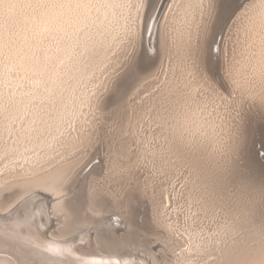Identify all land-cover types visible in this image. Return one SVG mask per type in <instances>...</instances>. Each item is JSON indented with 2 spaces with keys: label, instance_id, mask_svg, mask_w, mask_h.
Segmentation results:
<instances>
[{
  "label": "bare ground",
  "instance_id": "bare-ground-1",
  "mask_svg": "<svg viewBox=\"0 0 264 264\" xmlns=\"http://www.w3.org/2000/svg\"><path fill=\"white\" fill-rule=\"evenodd\" d=\"M202 1L203 2L207 1L208 7H205V8H207L206 9L207 12H203V13H205V17L204 16L201 17L202 20H201V22L199 21L200 22V24H199V22L197 20H200L201 19L200 16L203 14V13H201V7L203 5ZM242 1L243 0H241V2ZM161 2H162V0H0V134H1L0 135V154H2V156H3V153L5 154V152L11 151L12 153L10 155H12L13 159L19 158V157H22L25 159V156L30 152H35L36 156H37L38 154H40V152L37 153V150L41 147L44 148L45 146H46V148H44V149H46V150H44V151H46V153L49 152L50 147L47 148L48 143H50V142L52 143V141L54 142L55 140L59 141L57 138H53V137L55 136V134H57L59 132L60 129H62L61 127L64 126V123H68V122L70 123L73 120V118L74 117L76 118V116L79 114V112H81L82 108L86 107V106L81 107V105L82 104L84 105V103H85V93H86L84 91L85 89L83 90L81 88V84L86 82L88 79H90L89 78L90 74L92 73V71L94 69L100 67V65L105 60L106 61H107V59L109 60V57L106 59L108 53L110 52V50L115 48V46L117 45V42L120 41V40L117 41V39H118L117 34H119V32H121L123 34V36L126 37L125 36L126 32L128 31V29L132 30V27L134 25V24L130 23V21H132L133 18H135L134 20L139 19L140 21H139V23L137 22L136 26H135V28L137 27L138 29L136 30L134 28L137 31V33L136 34L133 33L134 35L131 38V43H130V47H132L131 48L132 51L130 50L131 55H129L130 53L127 54L128 51L125 50V48H123L124 51H127V53L125 52V54H123L125 56V58L128 57L125 60V58L123 59L124 56L122 57L120 54V52L123 53L124 51L123 52L121 50H120V52L118 51L119 52L118 56L120 55V58L122 57V59L125 61H123V64H122V62H120L122 64L121 65L122 69H120V70H122V71L118 76H116L117 77L116 81L112 80L111 76L110 77L108 76L109 77L108 79L111 78V80H112L111 82L113 83L112 88L109 86L110 91L112 89L114 90V92L112 93L113 95L111 97L112 101L110 102V98L106 97V96H109L110 91L107 93L108 95H106V96L104 94L106 92L102 91L103 92L102 96L104 94V99L99 100L100 103H98V104H100V108H98L99 105L97 106L98 111L100 109L102 111V113H103L104 108H106V107L108 108L110 104L113 107L116 106L114 109V112L113 111L111 112L110 110H108L109 114L107 112H104L108 115H105L103 113L105 116L109 117V118L107 117V120L108 119H109L108 121L111 120L112 125L114 124V123H112V120L117 122V119L119 118V116L122 118L123 116H121V115L127 113V111L124 110L123 104L126 103L125 99L128 98L129 94H130L129 96L131 97V94L134 93L133 95H136V97H138V99H137L134 96V99L139 100L140 94L144 93L145 91H147L146 93L150 92L149 90H151V89H149V87L152 88L153 84H155L152 82L158 80V82L160 83V80L158 78L157 79L155 78V76H156L155 74H157V73L161 74V72L160 71L158 72V70H159V68L161 70L160 66H161L162 62L165 61L164 58L166 56L168 58H170V53L172 51L171 50L172 48H170L171 43L174 44L173 48L175 50H179V51L180 50H186V51L189 50L191 53V56H192V61L195 60L194 62H196L194 65L198 64V66L201 67L200 69L202 70V71H199V73H198L199 69L197 66V70L195 69L196 70L195 73L197 72L198 75L200 76L201 74H203L201 72H205V73L209 72V73H206L205 75H203L204 77L205 76L207 77L206 79H209L207 74L209 75L210 72H213L215 69L217 70V68H219L216 66L217 63L212 62L213 61V59L211 58V56L213 54L212 44L215 43V41L217 39L216 34L221 30V28L225 27V26H223L224 22L227 20L229 15H232L231 12L235 8V6L238 4V2H240V0H179V2H180L179 3L180 13H177V17L175 14V17H176L175 21H176L177 28L174 29V33L170 37L168 35H166V33H165V35L163 34V32L165 30L161 32L160 29H157L155 19H153L154 14H156L155 12L158 10ZM173 3H175V2H173ZM173 3L169 4V7H168L169 11L171 9L170 5H173ZM249 3L250 4H247L248 5L247 7L243 8V10L245 12H240V14H242V16H243V20L240 22V31H238L239 40L237 41L238 42L237 44H239V45L237 47V46H234L233 44H231L232 46H234V48L235 47L238 48L239 54L237 52L238 55L236 56V60H235V62L233 61L234 67H232L231 68L232 70L230 72L229 71L228 72L231 74V75L229 74L230 77L232 76V78L233 77L237 78V80H235L234 82L232 81L234 84H236L239 87V88H237V93L238 92L240 93V91L238 90V89H240V90H242V91L244 90L246 92L249 91V94H250V91L252 92V90H250L249 88L252 86V83H256L257 85L256 84L255 85H256V87H258L255 89L254 84H253L254 91L259 90V88H262L260 90H264V0H252ZM203 6H205V5H203ZM241 6L242 5H240L239 7L242 8ZM203 10H205V9H203ZM175 11H177V10H175ZM161 12H162V10H161ZM169 13H171V12H169ZM200 13H201V15H200ZM165 14H164V16H165ZM170 15L172 18V14H170ZM159 16H161V15H159ZM239 16H241V15H239ZM157 17H158V15H157ZM230 17H229V19H230ZM163 18L164 17H162V20H163ZM238 19H241V17ZM166 20H168V19L166 18ZM232 20H234V19H232ZM236 20H237V18H236ZM156 21H157V19H156ZM161 21H159V23H161ZM166 22L168 23V21H166ZM235 22L236 21H234V23ZM227 23H228V21H227ZM165 25L167 26V24H165ZM187 25H189V26H187ZM231 25H232V23H231ZM160 26H162V25L159 24L158 28H160ZM228 26H230V25H228ZM169 27H171V26L169 25ZM226 28H227V30L228 29L230 31L232 30L231 27H230L231 29L229 27H226ZM238 29H239V26H238ZM131 30H130V32H131ZM168 31H169V29H168ZM221 32H222V30H221ZM238 34H237V39H238ZM123 36L121 35V37L119 39H122ZM226 36L231 37L232 35H226ZM227 37H226V39L223 38V40L225 39L226 41H228L229 39ZM126 39H127V37H126ZM128 39H129V35H128ZM122 42L124 43V41H122ZM218 42H222V41H218ZM234 42H236V41H233V43ZM120 44H122V43H120ZM125 44H126V42H125ZM220 44H222V43H220ZM226 45H225V48L228 47L229 43ZM125 46L127 47V45H125ZM222 46H224V45H222ZM218 47H219V45H218ZM121 48H119V49H121ZM223 48H220V49L224 50ZM116 49H118V48H116ZM228 50H229V47H228ZM235 52L233 50V53L236 55ZM117 53L114 54V52H113L112 55H117ZM188 53L189 52H187L186 54L188 55ZM215 53H217V52H215ZM225 53H226V51H225ZM230 54L231 53H229V56H230ZM176 55L178 56V54H176ZM181 55H179V56H181ZM233 55H231V56H233ZM218 56H219V54H218ZM229 56L227 55L226 57H229ZM112 57L115 58V56H112ZM112 57L110 58V60L112 59ZM234 57L235 56H233V58ZM120 58L117 59L118 62H119ZM171 58H173V57H171ZM171 58L168 60L173 61V59H171ZM176 58L174 61H177ZM186 58H188V57H186ZM186 58L184 60V63L186 61ZM226 59H228V58H226ZM168 60L166 59V63ZM188 60H189V58H188ZM215 60L216 59H214V61ZM178 61L176 63L175 62H171V63L172 64L175 63V66H177ZM180 61H182L181 57H180ZM187 61H186V63H189V61L188 62ZM221 61H222V59L220 60V62ZM110 62H108V63L110 64ZM114 62H115V60H114ZM225 62H226V60H225ZM181 63H183V61ZM181 63H179V64H181ZM190 63L193 64V62H190ZM190 63H189V66H190ZM118 64L119 63H117V65ZM170 64H169V67L171 66ZM106 65L107 64H105V68L107 67ZM184 65H188V64H184ZM228 65H232V64L229 63ZM111 66H113V64ZM121 66H118V68L119 67L121 68ZM189 66H186L185 68H187V67L189 68ZM220 66L223 67V64ZM110 67H108V68H110ZM181 67H183V65ZM194 67L195 66L192 67L193 70H194ZM105 68L103 67V69H105ZM114 68H113V70H114ZM162 68H163V66H162ZM170 68L172 69V67H170ZM174 68L177 69V67H174ZM178 68H180V66H178ZM225 69H223V70H225ZM162 70H164V69H162ZM165 70H168V69H165ZM228 70H230V68H228ZM94 71H96V70H94ZM104 71H106V69ZM124 71L126 72V74ZM188 71H190V70L188 69ZM112 72H111V74H112ZM169 72H174L173 73L174 75H175V73H177V72L172 71V70ZM94 73L96 74V72H94ZM98 73H100V72H98ZM164 73H165V71H164ZM195 73L193 72V75ZM160 74H158V75H160ZM166 74H168V73H166ZM173 74H172V76H173ZM189 74H191V73H188L187 76ZM212 74L213 73H211V75ZM221 74L223 75V78H225L224 74L223 73H221ZM108 75H110V74L108 73ZM162 75H163V73H162ZM162 75H161V77H162ZM168 75L165 76L167 78V80H168ZM225 75H227L226 77H228V74L225 73ZM112 76L114 77L115 75H112ZM151 76H154V77H151ZM101 77H102V75H101ZM171 77L169 76V79ZM173 77H175V76H173ZM178 77H179V75L176 78H178ZM196 77L194 76L193 78H196ZM201 77H199V78L197 77L198 82L200 79V80H203L201 82L204 84L205 80L203 77L202 78ZM217 77H218V75H217ZM103 78H105V77L103 76ZM152 78H155V79H153V81H152L151 80ZM166 78H165V80H163L164 78L162 80L166 81ZM187 78H189V76ZM193 78H192V80H193ZM172 79L174 80L175 78H172ZM212 79H214L213 76H212ZM175 80H177V79H175ZM178 80L180 81L181 79H178ZM226 80H225V83H226ZM251 80L252 81L254 80V81L251 83ZM171 81L172 80L170 79V83L172 84ZM177 81L175 82V84L177 83ZM186 81L183 80L182 83L187 84V83H185ZM106 82L108 84V82H110V81L107 80ZM188 82L190 83V81H188ZM193 82L195 83L194 80H193ZM211 82H213V80ZM24 83H26L25 86H24ZM102 83L105 84L104 82H102ZM162 83H164V82H162ZM150 84L152 85V87L150 86ZM164 84H168V82L164 83ZM171 84H169L168 86H170ZM175 84H173V85H175ZM205 84L209 85V83H206V81H205ZM213 84H214V82H213ZM231 84L232 83H230V86L234 85V84L233 85H231ZM87 85H88V83H87ZM87 85L85 88H87ZM176 85L172 89L174 91V94H164L163 93L166 96L162 101H164L165 99L168 98L169 102H170V103L168 102V105L169 104L170 105H169L168 109L166 108L167 111H165L166 109H164L165 113H163V114H165V116H162L163 114H161L160 122L158 119L160 115H158V118H157V115L153 116V114H151V117L153 116V117L157 118L155 120L158 122H155L154 123L155 125H158V127H159V124H157V123L162 122V124L164 126H166V128L168 130L167 131L168 133L165 131V133H167L165 136L169 137V140L166 142V144H167V148H170L171 150L167 149L165 147L164 148L166 149V151L170 150V151H172V153L174 151L176 153V144L173 145L172 142L173 143L178 142V145H179V146L177 145L178 147H180V144H184V145L188 144L189 146H192V149H195V150L197 149L199 151H201V148H202V150H203V148H206V147L211 148V145L213 146V145H215V143H217V139H218L217 138L218 137L217 130L219 131L218 128L221 129L222 126H217L215 124L216 121L213 119V116H211L210 113L208 112L209 111V110H207L208 108L204 110L205 106L202 105L203 103L200 100H197L196 98H194V94H195V96H197V94H199V92L196 93L198 91L197 89H196V92L193 91V87H194L193 83H191V85L193 87L190 84H187L186 86L184 85L186 88L188 85L192 87L191 91H190V88H188L190 92H186L187 90L184 91L185 87L181 88L180 87L181 85L178 86L179 89L178 88L175 89V87H177ZM208 85H205V88H206V86L208 87ZM209 86L212 87L214 90L215 86L214 87H213V85H209ZM226 86L228 87L229 85H227V83H226ZM83 87H84V85H83ZM98 87H100L99 83H98ZM157 87H158V85H157ZM159 87H161L162 89L164 88L161 85ZM200 87H204V86H202L200 84ZM227 87L225 88V90L227 89ZM94 88H96V87H94ZM102 88H103V85H102ZM253 88L251 87V89H253ZM96 89H99V88H96ZM194 89H195V87H194ZM207 89H209V88H207ZM215 89H217V88H215ZM99 90H96V91H99ZM158 90H159V88L157 89V92L160 91V90L159 91ZM165 90H167V91L169 90L168 91L169 93L172 92V90L170 92L169 87H168V89L165 87L164 91L162 90L161 92H165ZM210 90H209V92H210ZM217 90L220 91L219 89H217ZM228 90L229 89H227V91ZM231 90H233V89L231 88ZM231 90L229 92H231ZM153 91H155V90H152L151 93H153ZM205 92H207V90H205ZM209 92H208V94H209V96H211ZM213 93H214V91H213ZM220 93H218V94H220ZM232 93L235 94L234 92H232ZM237 93H236V96H237ZM239 93H238V97H235V100H237V98L241 99L242 94L241 93L239 94ZM157 94L158 93H156L155 95H157ZM163 94H162V97H164ZM202 94H204V92ZM205 94H207V93H205ZM227 94H231V93H227ZM262 94H264L263 91H262ZM93 95H92V97H93ZM147 95H146V98H148ZM150 95H152V94H150ZM155 95H153L154 99L156 97ZM240 95H241V97H239ZM243 95H245V94H243ZM100 96H101V94L98 95V97H97V93H96L97 98H99ZM212 96H214V95H212ZM247 96L249 97L248 92H247ZM247 96L245 95L246 99H247ZM260 96L258 98H260ZM140 97H142V95ZM151 97L149 98L150 101H151ZM153 97H152V99H153ZM160 97H161V95H160ZM227 97L231 98L229 95ZM252 97H253V94H252ZM261 97H263L261 99H264V96H261ZM157 98H158V96H157ZM198 98H200V95L198 96ZM202 98L203 97H201V99ZM206 98L208 99V97H206ZM215 98L218 99V97H214L213 99H215ZM100 99H101V97H100ZM134 99L130 98L129 100H134ZM144 99H145L144 96H143V99L140 98V100L142 102ZM158 99H160L159 102H161V98H158ZM210 99L212 100V97ZM217 99H215V100L217 101ZM220 99H218V100L220 101ZM223 99L225 100L226 97ZM255 99L253 100L254 102L258 101V99L257 100H255ZM261 99H259L258 103L255 102L256 103L255 106H257V107H259L261 105L264 106L263 104L259 103V102H261ZM95 100H97V99H95ZM244 100L245 99H243V97H242L243 102H244ZM92 101H93V99H92ZM126 101H128V99ZM155 101H157V99H155ZM213 101H210L211 105L213 104L212 103ZM223 101H221V103H219V102L218 103L222 104V106H223V104H224ZM229 101H231V100H229ZM248 101H245V103H248L247 105H249ZM97 102L98 101H96V104L94 103L95 106L97 105ZM129 102H131V101H129ZM134 102H136V101H134ZM139 102L140 101L136 102L135 104H136V106L138 104L139 108H140L142 106H140ZM145 102L147 103V100ZM145 102H144V104H145ZM165 102H166L165 104H167V100ZM232 102H234V101H232ZM238 102H241V101H238ZM151 103L149 104V101H148L147 104L151 105ZM154 103H156V102H154ZM154 103H152V104H154ZM158 103H156V104H158ZM161 103L163 104V102H161ZM218 103H217V105H218ZM89 104H91V102ZM113 104H115V105H113ZM128 104L126 103V106H128ZM230 104L232 105V103H230ZM237 104L238 103L236 102V105ZM251 104H253V107H254V103H251ZM257 104L258 105L260 104V105L258 106ZM87 105H88V103H87ZM94 105H93V107L95 109L96 107ZM129 105L132 107L131 104H129ZM242 105H243V103H242ZM151 106H153V105H151ZM162 106H164V104L161 106H158V108H161ZM214 106L213 105L211 106L212 109ZM240 106L241 105H239L238 107H240ZM131 107H129L128 109H130ZM145 107L147 108V106H145ZM165 107H167V106H165ZM165 107H163V108H165ZM228 107H226V108L227 109H233L230 107V105ZM244 107H245V105H244ZM87 108H89V107H87ZM158 108H156V109L160 113ZM163 108H161V109H163ZM108 109H110V108H108ZM125 109H126V107H125ZM135 109L136 108L134 107V112H135ZM137 109H138V106H137ZM149 109H150V107H149ZM227 109H226V112L228 111ZM237 109H235V110H237ZM239 109H241V107ZM250 109H252V105H251V108H249V110ZM254 109L255 108H253L252 111H254ZM123 110H124V112H123ZM241 110H239L238 112H240ZM244 110H246V109L244 108L242 111H244ZM247 110H246L247 114H248V112H250L248 115L253 114V113H251V110L248 112H247ZM118 111H119V113H118ZM140 111H142V110H139V112ZM147 111H148V109H147ZM151 111L149 110V112H151ZM164 111H162V112H164ZM256 111H258V109H256ZM122 112H123V114H121ZM238 112L236 113V111H235L236 114H238ZM94 113L96 114V112H94ZM102 113H100V114H102ZM140 113H142V112H140ZM145 113H142L143 115L140 114V115H142L141 117H143ZM227 113L225 114V116L227 115ZM230 113H233V112H230ZM230 113H229V115H231ZM261 113H262V111H260V114ZM100 114L98 112V115H100ZM128 114H130V113H128ZM131 114H133V110L131 111ZM211 114L213 115L212 112H211ZM215 114H217V113H215ZM88 115H90V114H88ZM92 115H94V114H91V116ZM104 115H102V116H104ZM148 115H150V113H148ZM154 115H155V110H154ZM241 115H240V118H242ZM100 116H98V117H100ZM129 116H128L129 119L127 118L128 119L127 121H129L131 119L136 121L135 120L136 117L134 118L133 115H131V117H133V118H131ZM136 116H138V115H136ZM250 116H252V115H250ZM124 117H127V116H124ZM145 117H148V116H145ZM222 117H224V115H222ZM244 117H246V119ZM253 117H254V114H253ZM261 117H263V116L261 115ZM83 118H87V117L83 116ZM92 118H93V116H92ZM149 118H150V116H149ZM152 118H150V119H152ZM236 118L238 120L239 114ZM258 118H260V115L258 116ZM80 119H81V117H80ZM93 119L91 121H93ZM141 119L137 118L138 124H140L139 122L144 123L143 121H141ZM216 119H218V118H216ZM228 119H229V117H228ZM243 119H245V121H243ZM243 119H242V121L246 123L247 116L246 115L243 116ZM85 120H87V119H85ZM152 120H154V118ZM152 120H151V122H152ZM255 120H256V118H255ZM82 121H84V120H82ZM94 121H95V119H94ZM94 121H93V123H94ZM106 121H105V123H106ZM124 121H126V120H124V118H123V122L122 121L121 122L125 123ZM127 121L125 124H119L118 123L116 125V127H110L109 126V128H104V127L110 125V122H107L106 126H103V127H102V125H105V123L101 124V126H100L98 124V122H100L98 119L96 122L99 126L98 125L94 126L91 124L92 122H90V124L96 128L95 129H94V127L89 128L87 126V130L88 129L89 130L86 131V133L84 135L81 134L82 135V141L79 139L80 140V142L78 143L79 150H76L75 153L74 152H73V154L71 153L72 155L68 154L69 157L63 156L64 158H62L60 160H51L50 162H46V163H50V165H51V163H53V165L50 166V168H48V169H46L44 167L42 168V166H43V163H42V166H40V168H38L37 166H36V168H34V169H37L36 171L33 169L35 172H33V174L31 176L21 177V178L18 177L16 179L8 181L7 183H4V185L2 184L3 186L0 188V264H153L152 262H155L154 264H174V263H171L174 256L173 257L171 256V258H167L166 252H170L176 246H179L180 241L176 237H175V239H173L171 237L172 235H169V233L166 232L167 230L163 231V229L161 230V228H159L160 226L158 225V222H157L158 217L156 215H157L158 211L160 212V210H158V205H161V204H159V203L164 202V197H163V192H162L163 190L159 189V188H161L159 186H155V185H154V187L151 186L153 188V191L158 190V191H156L157 193H155L157 196L152 195L154 192L153 193L151 192L152 193L151 195L154 197L150 196V199L148 200L147 196H145V195L148 194V191H150V187L148 190V189H146L147 188V186H146L145 191H144L145 194H144V192L142 191V188H141L142 184H140V182H139L140 178L138 179L139 176L141 177V174H139L140 168L137 167L138 170L134 169L135 165L130 164L133 160L136 159L137 155L141 157V154H139L137 149L140 148L139 150H141L142 147H139V143H138V146H135V141H137V140L139 141V139L137 137H140L141 129L139 131L138 130L139 127H138V125H136L137 122H136V124L134 122V124L133 125L131 124V125L135 126V127L137 126V130L139 132L137 131V133L135 132V134L139 133L138 134L139 136L136 137L134 135V133H133V135H131L130 132L127 133V130L129 129V126H130V124L128 122L129 126H126V128L127 127L128 128H127L126 132H124L123 129L125 127L122 128L121 126L127 125ZM223 121H224V123L225 122L227 123V120H223ZM230 121H232L231 118H230ZM235 121L236 120H234L232 122H234V125H237V123ZM79 122H80V120H78V123ZM88 122H89V120H88ZM103 122H104V120H103ZM228 122H229V120H228ZM88 124H86V125H88ZM76 125H77V122H76ZM144 125H145V123H144ZM148 125H150V124H148ZM148 125H146V126H148ZM225 125L227 126V124H224V126H223L224 130H225ZM228 125H229L228 129H230L229 127L231 125L229 123H228ZM234 125H233V127H234ZM242 125H244V124H242ZM139 126H140V128L142 127L141 125H139ZM153 126H152V128H153ZM237 126H239V130H240L241 126L240 125H237ZM76 127H73V128L75 129ZM83 127H84V125H83ZM78 128H79V124H78ZM78 128H77V130H78ZM130 128H133V127H130ZM146 128L145 129L147 131L148 130L150 131V129H151V127H150V129H148V127H146ZM244 128H245V125H244ZM249 128L250 127H248V129ZM70 129H69V131H71ZM135 129H131V130H133V132H134V131H136ZM154 129L155 128H153L154 132H156V133L161 132L160 134L162 135V131L159 130L160 128H158V129L156 128L157 131H155ZM228 129H226V131ZM232 129H235V127ZM232 129H231V131H232ZM236 130H238V129L236 128ZM158 131H160V132H158ZM71 132H72L71 135H73V131H71ZM238 132L240 134H242L240 131H235V133L230 132V135L236 134ZM142 133L144 135V131H142ZM227 133L229 136V131ZM248 133H249V131H248ZM45 134H48V136L45 137ZM128 134H130V135H128ZM145 134L148 135L147 133H145ZM244 134H243L244 137H245V135H246V137H248L247 134H245V135ZM8 135L10 136L9 137L10 141L7 140L5 142L4 138H5V136H8ZM68 135L70 136V134H68ZM143 135H141V136H143ZM146 135H144V136L146 137ZM225 135H224V137L226 138ZM149 136L150 137H148V138L152 137L150 134H149ZM145 137L142 139L143 141H145L144 140ZM167 137H166V139H168ZM220 137H221V135H220ZM251 137H248V138H251ZM136 138H137V140H136ZM148 138L146 140H148ZM227 138L225 139L226 141H228ZM229 138H230L229 139L230 143H232V144L229 145L227 142L228 148H229V146L230 147L234 146L233 145L234 142H231V136ZM239 138H240V136H239ZM59 139H62V138H59ZM70 139L71 138H69L68 140H70ZM163 139H164L163 142H165V138H162L161 141ZM77 140H78V138H77ZM149 140H150L149 142H151L152 139H149ZM221 140H223V139H221ZM141 141H140V143H141ZM233 141H235V140H233ZM245 141L248 142V140H245ZM245 141H243V142H245ZM63 142H62V144H63ZM71 142H72V140H71ZM145 142H142V143H145ZM149 142H148V146H149ZM235 142H238V141H235ZM154 144H157V143H154ZM52 145H54V144H52ZM64 145H65V143H64ZM132 145L135 147H138V148L134 149L132 147ZM163 145L165 146V144H163ZM184 145H183V147H185ZM224 145H222V147ZM236 145H237V143H236ZM61 146L59 148H61ZM159 146H160V144H159ZM219 146L220 145H218V147ZM256 146H259V145L256 144ZM76 147H78V146H76ZM153 147H155V146H153ZM218 147H217V151H218ZM226 147L227 146L225 145V149H226ZM234 147H236V146H234ZM234 147H231L230 149L232 150V148H234ZM55 148H56V146H55ZM149 148L151 149L152 147L149 146ZM156 148H157V146H156ZM62 149H64V148H62ZM162 149H163V147H162ZM70 150L72 151V149H70ZM153 150L155 152V149H153ZM183 150L185 151L186 149H183ZM190 150L187 149V152L192 151V150L191 151ZM55 151H57V149ZM65 151H66V149H65ZM144 151H146V150H143L142 152H144ZM158 151L160 152L159 148H158ZM205 151H206V149H204V151H202V152H205ZM236 151H234V152H236ZM197 152H196V154H197ZM234 152H233L232 156L235 155ZM59 153H62V151ZM172 153L170 152L168 154H172ZM175 153H173L174 157H176L174 155ZM219 153H217V154L214 153V154L218 156ZM252 153H254V152H252ZM155 154H156V152H155ZM168 154H167V158H169ZM184 154H186V153L184 152ZM194 154H195V152H193V155H192V153H191V155L190 154H188V155L193 156L192 158H194ZM196 154H195V158L197 157L196 159H198V158L201 159L200 157H202V155L206 154V153L200 154L201 155L200 157H198L199 153L197 154V156H196ZM214 154L212 153L211 155H214ZM225 154H227L226 151L224 152V155ZM242 154H243V152H242ZM53 155L54 154H52V157H53ZM99 155L101 156L100 162L104 161V163H105V166L101 170V172L94 171V168L99 164L97 162L98 160L96 161L97 164H92L95 161L90 163L92 165V167H89V165L87 164L88 162L92 161L94 159V157H96L95 159H97V157H99ZM158 155H159V153H158ZM163 155H165V153L162 152V155H160V158L163 157ZM176 155H177V153H176ZM178 155H180V154H178ZM182 155L183 154H181V156ZM211 155H209V156H211ZM221 155H223V154H221ZM41 156H42V158H44V154ZM142 156H144V155H142ZM148 156H149V154H148ZM148 156H146L147 157L146 161L148 159ZM152 156L155 158V155H151V153H150V158H153ZM185 156L187 157V154ZM185 156H183L182 158H184ZM4 157H2V158H4ZM27 157H28V155H27ZM55 157H57V156H55ZM55 157H54V159H55ZM164 157H166V155ZM164 157L161 159V161L162 160L165 161L164 159L167 160V158H164ZM174 157H172V158H174ZM226 157L223 156V160H224V158L226 159ZM229 157H231V156H229ZM235 157L237 158L238 156L235 155ZM2 158H0V159H2ZM154 158H153V160H155ZM176 158H177V160H181L178 157H176ZM221 158H222V156H221ZM45 159H43V160H45ZM139 159H141V158H139ZM139 159L137 158V160H139ZM199 159L197 161L199 162V164L202 162L201 165H203V168H205L206 166L204 167V165H207L209 163V160H208L207 164H204L205 161H203V159H202V161ZM212 159H215L214 156ZM47 160H49V159H47ZM142 160L144 161L145 159L142 158ZM142 160H141V162H142ZM170 160H172V162L174 161L173 159H170ZM241 160H243V159H241ZM168 161L169 160H167V162ZM185 161H187V159H185ZM228 161L231 162L230 159H228ZM228 161H227V163H228ZM233 161H236V160L233 159ZM15 162L17 163V161H15ZM38 162H39V160L37 161V163ZM139 162H140V160H139ZM157 162H158V160H157ZM189 162L190 161L185 162V164H188ZM210 162H212L211 159H210ZM215 162L216 161H214V163ZM217 162H218V160H217ZM46 163L44 162L45 165H46ZM144 163H145V161H144ZM178 163H180V161H178L177 164L176 163L174 164V162H173V164L171 163L172 165H174V169H175V165L176 166L179 165ZM18 164H20V163L18 162ZM86 164L88 165L89 168H91L88 171L86 170L87 172L84 170L85 167L87 166ZM166 164H163V165L167 166ZM171 164H169V165H171ZM197 164L198 163H195L194 165L196 166ZM209 164H211V163H209ZM218 164H219V162L216 165L213 164L215 166L213 168V169H215V171L213 169L212 170L210 169L212 174L214 171L213 176H211V172H209L210 171L209 168L207 169V170H209L208 171L209 174L205 175L206 174L205 173L204 177H202L203 175L200 176V171L199 172L197 171L199 173L198 174L199 176L197 174H194L196 172L195 170H197V168L199 170H201L202 167L199 165L201 167V169L199 166L197 168L195 167V169H194V167H192L193 163L190 164V165H192L190 167L193 169H189V171L185 169L189 173L191 172V170H194V173L191 172L192 174H190L191 176H189V179L190 178L191 179H190V182L187 183L188 185L186 186V184H184L186 186V187H184L186 192H182V193L184 194L185 197L183 196V194L182 195L180 194L181 197L183 196V198H185L184 200L182 199V201L186 200L185 206L182 207L183 210H184V207L188 208L190 206L191 209H188V211H190V210L195 211L197 209H199L201 211L202 207L208 206L209 203H211V204L213 203L212 205L209 204V207L210 206L213 207V205L215 204L214 207L216 206L218 208L221 206L220 210H222L224 208V205H225L224 202H223L224 205L222 204L223 205V208H222L220 201H219L218 206H217V204H216L217 201L213 202V200H212V199L217 200L218 198L221 197L218 193L223 192V191L222 190L219 191V188H221V185L223 186L224 183L226 181H228L227 177H226L227 176L226 171L221 172V169L219 170L220 165L218 166ZM223 164H224V161H223ZM223 164H221V165H223ZM236 164H238V163H236ZM25 165H26V163H25ZM30 165H32V164H30ZM183 165L181 164L182 167L186 166V165L185 166H183ZM225 165L227 166L226 161H225ZM27 166H28V164H27ZM148 167H147V169H148ZM151 167H150V169L153 170ZM153 167L155 169L157 166L155 167L153 164ZM182 167H180V169ZM190 167H188V168H190ZM223 167H221V168H223ZM235 167H236V165H235ZM21 168H22V166H21ZM166 168L167 167H165V169ZM170 168H173V166ZM241 168L243 169L244 167L241 166ZM15 169H16V167H15ZM25 169H26V167H25ZM27 169H29V168L27 167ZM82 169L84 170L83 172H86L84 175L83 174L81 175ZM147 169L145 171L146 173H148ZM165 169H163V170H165ZM169 170L173 171L171 169H169ZM141 171H144V169L143 170L140 169V173H141ZM170 171H168V173ZM157 172H158V170L156 171V173ZM161 172H159V174ZM181 172H182V170H181ZM229 172H231V171H229ZM246 172H247V170H246ZM22 173H23V171H22ZM143 173L144 172H142V174ZM162 173L163 174L165 173V175L167 174V172H165V171ZM171 173H173V175H174V172H171ZM175 173H176V171H175ZM243 173H244V171H243ZM19 174H20V172H19ZM25 174L28 175V173H26V172H25ZM182 174H186V172L182 173ZM201 174H202V171H201ZM241 174H242V172H241ZM241 174L238 176H241ZM146 175H148V174H146ZM146 175L143 174V176H145V178H146ZM160 175H162V174H160ZM187 175H188V173H187ZM228 175H229V173H228ZM242 175H244V174H242ZM1 176L2 175H0V177ZM152 176H153V174H152ZM178 176H180V175H178ZM178 176H175V177H178ZM150 177H151V175H150ZM163 177H165L164 178V180H165L166 176H163ZM181 177H182V175H181ZM250 177L251 176H249V178ZM153 178H155V177H153ZM170 178H173L172 175ZM241 178H242V176H241ZM244 178H245V176H244ZM143 179H144V177H143ZM143 179L141 180L142 182L144 181ZM161 179H162V177H161ZM178 179L181 180V178H179V177H178ZM186 179H188V178L186 177ZM189 179H188V181H189ZM238 179H240V178H238ZM147 180L149 181V179H147ZM168 180H169V175H168ZM179 180H178V182H179ZM158 181H159V179H158ZM162 181L163 180H161L159 182L160 184L162 183L161 185L166 184L165 181H164V184ZM183 181H185V180H183ZM183 181H182V183H184ZM150 182H151V180H150ZM150 182H147V183H150ZM155 182H157V181H155ZM176 182H177V179H176ZM152 183H153V179H152ZM172 183L173 182H171V184ZM143 184H145V182ZM167 184H168V182H167ZM226 185L228 186L227 183H226ZM224 187H222V188H224ZM176 188H175V190H176ZM212 188H214L215 191H217V189H218L217 194L220 197H218L215 194L216 197L213 198L214 194L213 195L211 194ZM165 189L167 190L168 187ZM180 189H182V191H184L183 188L180 187ZM160 190H162V191L160 192ZM169 190L168 191L171 192V189H169ZM175 190L173 189L174 193H176ZM226 190H229V189H226ZM196 191H197V193H198V191H200V192H202L201 194H203V193L207 194V196L210 197L208 199V197L205 195L207 197L205 199H208L207 200L208 203H206V201H205L204 202L205 205H204V203H200L198 200L196 202H199L200 204H198V203L194 204V201L196 199H198L197 195L195 194ZM174 193H172V194L174 195ZM50 194L55 196V197L57 196L56 200L54 199V201L51 202L48 199ZM176 194L178 195V193H176ZM223 194H226V193L224 192ZM149 195H150V193H149ZM211 195L213 196L212 199H211ZM231 195H232V197L234 196L233 194H231ZM231 195H229L228 201L230 200ZM53 196H52V198H53ZM223 196L225 197V195H223ZM223 196H222V199H218V200L222 201L224 199ZM168 197H170V196H168ZM226 197H227V195H226ZM232 197L230 200L231 203L233 202ZM144 198L147 199V201H148V206H150L149 207L150 211H152L153 213L155 212L156 215L153 216V218L145 217V222H144L143 226H139L138 225L139 222H137V219L139 217L137 215V210L135 209L134 205L138 200L140 201L141 199H144ZM200 198H203V197H200ZM108 200H110V201H108ZM165 200H168V199H166V197H165ZM176 200H179V199L177 198ZM176 200H175V203H178V202H176ZM179 201H181V199ZM226 201L227 200L225 199V202ZM228 201L226 202V204H230V202L228 203ZM202 202H203V199H202ZM236 202L237 201L235 199L234 205H236ZM238 203H239V200H238ZM182 204H183V202H182ZM238 205L239 204H237V206ZM144 206H145V204H144ZM231 206H233V205L231 204ZM170 207H171V203H170ZM176 207L177 206H175V209H176ZM226 207H230V206L226 205ZM217 208H216V210H217ZM240 208H242V207H240ZM206 209H208V207ZM206 209L204 208L205 211H206ZM233 209H235V207H233ZM156 210H158V211H156ZM183 210L181 212H183ZM239 210H241V209H239ZM239 210L237 211L238 213H239ZM208 211H210V210H207L206 213ZM213 211H215V210H213ZM226 211H227V208H226ZM226 211L224 210L221 213L223 214V212H226ZM234 211H236V210H234ZM115 212H118L119 216L121 214L122 218H124L123 221H125L127 224V226H125V227H128L127 233H125L124 230L121 231V233L124 232L123 234H117L115 232V230H117V227L115 226V224L120 225L121 224L120 222L122 221L121 217H120L121 219H119V218L116 219L113 217V216H115ZM152 212L150 213L151 217H152V215H154V214H152ZM197 212H198V210H197ZM228 212L226 213L227 216L229 215ZM232 212L233 211H231V213ZM204 213L202 211V215ZM242 213L244 214V212H242ZM242 213H241V215H242ZM177 214L179 216L180 213H177ZM177 214H175V215H177ZM234 214L235 213H233L232 216ZM136 215L138 217L137 219H135ZM146 215H147V212H145V216ZM186 215L187 214L185 213V216ZM211 215H212V217H217L219 215V213L216 216H214L213 213H211L208 216L206 214L205 216L210 217ZM241 215H239V218ZM229 216L233 220L231 215H229ZM191 217H193V216L191 215ZM222 217L223 216H221L219 218L217 217L216 219L222 220L221 219ZM242 217L243 216H241V218ZM173 218H175V216ZM179 218H181V217H179ZM203 218H204V216H203ZM203 218L199 217V219H203ZM223 218H226V217H223ZM241 218H240V220L243 221L242 224L244 225L245 224V222H244L245 217L243 219H241ZM177 219L178 218H176L175 220H177ZM228 219H229V217H228ZM236 219H237V217H236ZM236 219H234V220H236ZM119 220H121V221H119ZM186 220H188L187 217H186L185 221ZM223 220H227V219H223ZM180 221H181V219L178 220V222H180ZM182 221L184 222L183 219H182ZM193 221L190 219V222L188 221L187 223L184 224V225H187L186 228L188 230L187 231L184 230V231L186 232L187 241L189 243H187L183 239H182V241H184V243L185 242L187 243V249H191V248L193 249L196 247H198V248L200 247L198 245L201 242L200 232L202 233V231H201L202 229L198 230L197 226L195 227V224ZM197 221H198V218H197ZM211 221H209V224ZM229 221H226V222H229ZM213 222H212V224H213ZM219 222L220 221H218V223ZM223 222H225V221H223ZM160 223H162V221ZM233 223L234 222L232 221L231 224H233ZM235 223H236V221H235ZM237 223H239V222H237ZM165 224H167V223H165ZM178 224L181 225V222ZM193 224H194V226H193ZM212 224H210V225L212 226ZM220 224H221V222H220ZM224 224L228 225L230 223H228V224L224 223ZM231 224L229 226H232ZM184 225H183V229H184ZM234 225L235 224H233V226ZM239 225L240 224H238V227H239ZM113 226H114V229L116 228L115 230H113V228H112ZM121 226H122V224H121ZM204 226H206V225H204ZM229 226H225L226 228L224 227L226 229V231L230 230V228L233 227V226L232 227H229ZM123 227H124V225H123ZM209 227L208 226L205 227L206 231ZM212 227H214V226H212ZM227 227H229V229H227ZM218 228L219 227H217V229ZM243 228H244V230H247L245 227H242L241 233H245V232H243ZM238 229L240 230V228H238ZM238 229L236 231H239ZM119 230H117V231H119ZM178 230H179V228H178ZM222 230H224V229L222 228ZM219 231H221V229H219ZM139 232L143 233L142 238L139 237V235H138ZM174 232H176V231H174ZM215 232H218V231L216 230ZM153 234H155V236H156L155 239H157V240H154L155 242L161 240V244H162V242L164 243V247L161 249L162 255H159L160 258H158V259L156 257H154L155 256L154 255L153 257L156 258V259H154V258L152 259L154 261L151 260V258H152L151 255L153 252L150 253V250H149L150 236H152ZM211 234H212V231H211ZM224 234H225V232H224ZM231 234L232 233H230V235ZM233 234H234V232H233ZM235 234H236V232H235ZM177 235H180V234H177ZM221 235H223V234H221ZM242 235H244V234H242ZM205 236H203V237H205ZM241 236H239V238ZM245 236L246 237L250 236V235L248 236V231H247V234H245ZM235 237H236V235H235ZM246 237H245V239H246ZM231 239L232 238H230V240ZM236 239L237 238H235V240ZM202 240H203V238H202ZM218 240L220 241L222 239L220 238ZM228 240H227V242H228ZM231 241H233V240H231ZM155 242H154V245H155ZM215 242H213V243H215ZM209 243H210V241H209ZM217 243H218V241H217ZM239 243H240V240H239ZM151 244H150V246H151ZM235 244H236V242L233 244V246ZM220 245H222V244H220ZM223 245L225 246L226 243ZM244 245H246V243ZM162 246H163V244H162ZM183 246H184V244H183ZM233 246H231V247H233ZM220 247H219L220 250L223 249L222 246H220ZM229 247H230V245H229ZM229 247L227 248V250H230L231 247L230 248ZM139 248H142V249H139ZM157 248H158V246H157ZM185 248H186V246H185ZM203 248H206V246H204ZM244 248L246 249V246ZM211 249L212 248H210V250ZM237 249L239 250V247ZM220 250H218V251H220ZM194 251H195V249H194ZM204 251H206V249ZM221 251L227 252L224 249ZM237 252H234V253L237 254ZM149 253L151 255H149ZM171 253L173 254V252H171ZM190 253H189V255H190ZM214 253H215V251H214ZM221 253H223V252H221ZM197 254H198V252H197ZM197 254H196V256H197ZM202 254H205V253H202ZM209 255H211V254H209ZM219 255H221V254H219ZM225 255H227V254H225ZM148 256H150V257H148ZM185 256H186V254H185ZM190 257H193V254ZM202 257H204V255ZM177 258H178V256H177ZM181 258H183V257L181 256ZM199 258H201V257H199ZM159 259H161V261ZM170 259H172V260L170 261ZM202 259H201V261H202ZM253 259H256V258H252V260ZM192 260H193V258H192ZM195 260H196V257H195ZM198 261H200V260L198 259ZM198 261H197V264H199ZM201 261H200V263H201ZM209 261H211V259H209ZM209 261H207V262H209ZM254 261L255 260H253V262ZM182 262H183V260H182ZM187 262H188V259H187ZM194 262H192V264ZM260 262L258 264H260ZM209 263L211 264V262H209ZM209 263H207V264H209ZM194 264H196V263H194Z\"/></svg>",
  "mask_w": 264,
  "mask_h": 264
},
{
  "label": "rangeland",
  "instance_id": "rangeland-1",
  "mask_svg": "<svg viewBox=\"0 0 264 264\" xmlns=\"http://www.w3.org/2000/svg\"><path fill=\"white\" fill-rule=\"evenodd\" d=\"M169 1V2H168ZM162 0V2H161V4L159 5V8H158V10L155 12L156 14H154V17H153V19H155V22H156V27H157V29H160L161 30V32L162 31H164L163 32V34L165 35V33H166V35H168L169 37L170 36H172V34L174 33V29L175 28H177V26H176V21H175V18L177 17V13H180V10H179V0ZM250 1H252V0H243L242 2H241V0H240V2H238V4L235 6V8L233 9V11L231 12V14L232 15H229V17H230V19H229V17L227 18V20L224 22V25L223 26H225L224 28H221V30H222V32H221V30L216 34V41H215V43L214 44H212V52H213V54H212V56H211V58L213 59V61L212 62H214V63H217L216 64V66L217 67H219V68H217V70L215 69L213 72H210V74L208 75L207 74V76H208V78L209 79H206L207 77L205 76H203V75H205L206 73H209V72H201V73H203V74H201L200 76L198 75V73H199V71H202L200 68L201 67H199L198 66V64H196V65H194L196 62H194L195 60H193L192 61V56H191V53H190V51L188 50V51H186V50H175L173 47H174V44H172L171 43V46H170V48H172L171 50V53H170V58L171 57H173V58H171V59H173V61L171 60H168V59H170V58H168L167 56V63H166V59L164 58V62H162V64H161V70L162 69H164V70H160V68H159V70H158V72L160 71L161 72V74L160 73H157V74H155L156 76H155V78L157 79H159L160 80V83L158 82V80H156V81H154V82H152V83H155V84H153V87H152V83L150 84V86L152 87V88H150L149 87V89H151V90H149L150 92H148V93H146L147 91H145L144 93H142V94H140L139 95V100H137L138 99V97H136V95H133L134 93H132L131 94V97L128 95V98H126L125 99V102L128 104H131L132 105V107L128 104V106L129 107H131L130 109H128L129 107L128 106H126V103L125 104H123V107H124V110L125 111H127V113L126 114H123V112H124V110H123V112L121 113V114H123V115H121V116H123L122 118L119 116V118L117 119V122H115L114 120H112V123H114L113 125L111 124V120L110 121H108L107 120V117L108 116H105V115H108L109 113H108V110H110L111 112L113 111L114 112V109H115V107L116 106H111V104L109 105V107L108 108H110V109H108L107 107L106 108H104V110H103V113L104 112H107L108 114H106V113H102V111L99 109V111H98V109H97V106L99 105V107L98 108H100V104H98V103H100V101L99 100H102V99H104V94H105V96L106 95H108L107 93L110 91V88H109V86L112 88L113 86V83L111 82L112 80H115L116 81V76H118L120 73H121V71L122 70H120V69H122V64H123V61H125L127 58H125V56L123 55V54H125V52L127 53V51H128V53L127 54H129V55H131V52H130V50L132 51V47H130V43H131V38H132V36L134 35V34H136L137 33V27L135 28V26H136V23L138 22L139 23V19H136V20H134L135 18H133L132 19V21H130V23H132V24H134L133 25V27H132V30L131 29H128V31L126 32V37H127V39H126V37H124L123 36V34L121 33V32H119V34H117V37H118V39H117V41H119V42H117V45L115 46V48H113L112 50H110V52L108 53V55H107V57H106V59L109 57V60L107 59V61L108 62H110V64L105 60L101 65H100V67H98V68H96V69H94V70H96V71H92V73L90 74V79H88L86 82H84V83H82L81 84V88L86 92L85 93V103H84V105L82 104L81 105V107H84V106H86L85 108H82V110H81V112H79V114L76 116V118L74 117L73 118V120L69 123H64V126H62L61 128L62 129H60L59 130V132L57 133V134H55V136L53 137V138H57L59 141H52V143L50 142V143H48V147L47 148H49V152L48 153H46V151H44V150H46V149H44V148H46V146L44 147V148H39L38 150H37V153H39L40 152V154H38L37 156H36V153L35 152H30V153H28L27 155H28V157H27V155L25 156V159L24 158H22V157H19V158H14L13 159V157H12V155H10L12 152L11 151H7V152H5V154L3 153V156H2V154H0V158H2V157H4V158H2V159H0L1 161H0V175H2L1 177H0V188L4 185V183H7L8 181H11V180H13V179H16V178H21V177H29V176H31L32 174H33V172H35L37 169H34V168H36V166L38 167V168H40V166H42V163H43V166H42V168L44 167V168H46V169H48V168H50V166H52L53 165V163H51V165H50V163H46V162H50L51 160H60V159H62V158H64V157H69V155H72L73 154V152L75 153L76 152V150H79V145H78V143L80 142V140L82 141V135H84L85 133H86V131H88L87 130V126L89 127V128H93L94 126H97L98 124L101 126V124H103V123H105V121H106V123L107 122H110V125H108V126H106V123H105V125H102V127L103 126H106V127H104V128H109V126L110 127H116V125L119 123V124H125L126 123V121L129 119L128 118V116L131 114V111L133 110V114H131V115H133V117L135 118V120L136 121H134V120H132L131 118H133V117H131V115L129 116V117H131L130 119L131 120H129V121H127V125H123V126H121L122 128H124L123 129V131L124 132H126V130H127V128H126V126H129L128 125V122H129V124H130V126H129V131L127 130V133L128 132H130V134L131 135H133V133H134V135L137 137V136H139L138 134H135V132L137 133V131L139 130L140 131V129H141V131H140V137H137L138 139H139V141L137 140V138H136V140L137 141H135V146H138V143H139V147H142L141 148V150H139L140 148H138V147H135V146H133L132 145V147L135 149V148H138L137 149V151L139 152V154H141V157L140 156H138L137 155V157H136V159L135 160H133L130 164L131 165H135L134 166V169H137V167H139L141 170H143L144 169V171H141V173H140V169H139V174H141V177L139 176L138 177V179H139V182H140V184H142V186H141V188H142V191L144 192L145 191V188H146V186H147V188L146 189H148L149 190V187H150V191H148V194H146L145 196H147V199L149 200L150 199V196L151 197H154V196H157L155 193H157L156 191H158V190H154L153 191V188L151 187V186H153L154 187V185L155 186H159V187H161V188H159V189H162V190H160V192L162 191L163 192V197H164V202H160L159 204H161V205H158V210H160V212L158 211V210H156V211H158V213H157V215L155 214V212L153 213L152 211H150V206H148V201H147V199H141L140 201L138 200L136 203H135V209L137 210V215H138V217H137V215H136V217H135V219H137V222H139V226H143V224H144V222H145V217H147V218H153V216H157L158 218H157V222H158V225L160 226L159 228H161V230L163 229V231L165 230H167L166 232L167 233H169V235H172L171 237L173 238V239H175V237L177 238V239H179V246H176L172 251H170V252H166V256H167V258H171V256L173 257V260L172 259H170V261H171V263H174V264H192V262H194V263H196L197 264V261H198V259L201 261V259H202V261H201V263H200V261H198V263L199 264H207V263H209V262H211V264H258L260 261H262V259H263V257H264V106H259L260 104H263L264 105V99H261V98H263V97H261V96H264V94H262V91H263V93H264V90H260V89H262V88H259V90H255L254 91V88L256 89V88H258V87H256V83H252L253 81L251 80V83H252V88H253V84H254V88L253 89H251V87L249 88L250 90H252V92L250 91V94H249V91H247L248 92V95H249V97L247 96V92L246 91H242V90H240V89H238L239 91H240V93L242 94V97H243V99H245L244 100V102L242 101V97H241V95L239 96V97H241V99L240 98H237V100L238 101H241V102H238L237 100H235V97H238V93H237V88H239L236 84H234L233 82L235 81V80H237V78L236 77H233L232 78V76L230 77V71L232 70L231 68L232 67H234L233 66V61L235 62V60H236V56L239 54V52H238V48H234V46H237L238 47V45L239 44H237L238 42V40H239V34H238V31H240V22L243 20V16H242V14H240V12H245L244 10H243V8L244 7H247L248 5L247 4H250L249 2ZM173 2H175V3H173ZM170 3H173V5H170V11H169V9H168V7H169V4ZM243 3V4H242ZM202 4L203 5H205V6H203L202 5V7H201V13H203V12H207V8H205V7H208V4H207V1H202ZM176 5V6H175ZM240 5H242L241 7L242 8H240L239 6ZM246 5V6H245ZM178 6V7H177ZM173 7V8H172ZM168 11H166V10ZM174 9V10H173ZM203 9H205V10H203ZM242 9V10H241ZM161 10H162V12H161ZM175 10H177V11H175ZM240 10V11H239ZM165 11V12H164ZM169 12H171V13H169ZM239 12V13H238ZM166 13V14H165ZM174 13V14H173ZM201 13H200V15H201ZM234 13V14H233ZM164 14H165V16H164ZM170 14H172V18H171V15ZM175 14H176V17H175ZM204 14V15H203ZM201 16H200V18L202 17V16H204L205 17V13H203ZM157 15H158V17H157ZM159 15H161V16H159ZM163 15V16H162ZM170 15V16H169ZM239 15H241V16H239ZM237 18V20H236V18ZM162 17H164L163 18V20H162ZM168 19V20H166V18ZM169 17V18H168ZM241 17V19H238V18H240ZM161 18V19H160ZM156 19H157V21H156ZM173 21H172V20ZM232 19H234V20H232ZM162 20V21H161ZM165 20V21H164ZM201 20H202V18L200 19V20H197L198 22L200 21L201 22ZM136 21V22H135ZM159 21H161V23H159ZM166 21H168V23L166 22ZM172 21V22H171ZM227 21H228V23H227ZM234 21H236L235 23H234ZM165 22V23H164ZM197 22V23H198ZM200 22H199V24H200ZM170 23V24H169ZM230 23V24H229ZM231 23H232V25H231ZM234 23V24H233ZM159 24L160 25H162V26H160V28H158L159 27ZM164 24V25H163ZM165 24H167V26L165 25ZM138 25V24H137ZM169 25L171 26V27H169ZM228 25H230V26H228ZM235 25V26H234ZM237 25V26H236ZM187 26H189V25H187ZM222 26V27H223ZM238 26H239V29H238ZM166 27V28H165ZM226 27H231L232 28V30L230 31L229 29L227 30V28ZM235 27V28H234ZM237 27V28H236ZM136 30H135V29ZM165 28V29H164ZM230 28V29H231ZM168 29H169V31H168ZM173 29V30H172ZM130 30H131V32H130ZM171 30V31H170ZM227 30V31H226ZM236 32H235V31ZM226 31V32H225ZM229 31V32H228ZM225 32V33H224ZM228 32V33H227ZM231 32V33H230ZM233 32V33H232ZM130 33V34H129ZM134 33V34H133ZM169 33V34H168ZM222 33V34H221ZM227 33V34H226ZM234 34V35H233ZM237 34H238V39H237ZM119 35V36H118ZM121 35L123 36V40L122 39H119L120 37H121ZM128 35H129V39H128ZM226 35H232L231 37L230 36H226ZM167 36V37H168ZM222 36V37H221ZM226 37L229 39H227L228 41H226L225 39H226ZM222 38V39H221ZM223 38H225L224 40H223ZM236 38V39H235ZM122 41H124V43L122 42ZM218 41H222V42H218ZM232 41V42H231ZM233 41H236V42H234L233 43ZM125 42H126V44H125ZM120 43H122V44H120ZM219 43V44H218ZM220 43H222V44H220ZM229 43V45H228V47H229V50H228V47H226L225 48V45L226 44H228ZM127 45V47L125 46V45ZM231 44H233L234 46H232ZM129 45V46H128ZM218 45H219V47L220 48H223L224 50H222V49H220L219 47H218ZM222 45H224V46H222ZM216 46V47H215ZM222 46V47H221ZM227 46V45H226ZM122 47V48H121ZM116 48H118V49H116ZM119 48H121V49H119ZM123 48H125V50H127V51H124V49ZM217 48V49H216ZM123 49V50H122ZM174 49V50H173ZM216 49V50H215ZM120 50L123 52V53H121L120 52ZM233 50H234V52L236 53V55L233 53ZM120 52V54H121V56L123 57V59L125 58V60H123L122 59V57L120 58V55L118 56V54H119V52ZM175 51V52H174ZM182 51V52H181ZM184 51V52H183ZM224 51V52H223ZM225 51H226V53H225ZM113 52H114V54H116L117 52V55H112L113 54ZM187 52H189L188 53V55L186 54ZM215 52H217V53H215ZM223 54H222V53ZM231 53L230 54V56H229V53ZM237 52H238V54H237ZM215 53V54H214ZM126 54V55H127ZM176 54H178V56L179 55H181V56H177ZM185 56H184V55ZM218 54H219V56H218ZM234 54V55H233ZM190 55V56H189ZM215 55V56H214ZM217 55V56H216ZM228 55L229 57H226V56ZM231 55H233V56H235L234 58H233V56H231ZM112 56H115V58L114 57H112ZM177 58H176V57ZM186 57H188L189 58V60H188V58H186V61L188 60L189 61V63L190 62H193V64L192 63H190V66H189V63H186V61H185V63H184V60H185V58ZM223 56V57H222ZM225 56V57H224ZM112 57V59L110 60V58ZM177 59V61H178V65L177 66H175V63L177 62V61H174L175 60V58ZM180 57H181V59H182V61H183V63H181L182 61H180ZM183 57V58H182ZM214 57V58H213ZM222 57V58H221ZM232 59H231V58ZM118 58H120L119 59V62H118ZM226 58H228V59H226ZM115 60V62H114V60ZM194 59V58H193ZM214 59H216L215 61H214ZM222 59V61L224 62H220V60ZM226 60V62H225V60ZM219 60V61H218ZM170 61V62H169ZM187 61V62H188ZM217 61V62H216ZM231 61V62H230ZM106 62V63H105ZM120 62H122V64L120 63ZM169 62V63H168ZM171 62H175V63H171ZM219 62V63H218ZM117 63H119L118 65H117ZM171 63V64H170ZM179 63H181V64H179ZM232 64V65H228V64ZM105 64H107L106 66V68H105ZM113 64V66H111ZM169 64L171 65L170 67H172V69L169 67ZM184 64H188V65H184ZM223 64V67H221L220 65H222ZM225 64V65H224ZM227 64V65H226ZM115 65V66H114ZM183 65V67H181ZM111 66V67H110ZM117 66V67H116ZM118 66H121V68L119 67L118 68ZM162 66H163V68H162ZM177 67V69H175L174 67ZM178 66H180V68H178ZM186 66H189V70L190 71H188V69L187 68H185ZM193 66H195L194 67V70H193ZM197 66H198V73L196 72L195 73V71L197 70ZM226 66V67H225ZM230 66V67H229ZM103 67L106 69V71H104L105 69H103ZM108 67H110V68H108ZM115 67V68H114ZM172 70V71H175V72H177V73H175V75L173 74L174 72H169V71H171L169 68ZM102 68V69H101ZM113 68H114V70H113ZM184 70H183V69ZM221 68V69H220ZM225 69V70H223V69ZM228 68H230V70H228ZM109 71H108V70ZM120 71H119V70ZM165 69H168V70H165ZM174 69V70H173ZM193 71H192V70ZM196 69V70H195ZM100 70V71H99ZM102 70V71H101ZM182 70V71H181ZM186 70V71H185ZM219 70V71H218ZM114 73H113V72ZM164 71H165V73H164ZM221 71V72H220ZM225 71V72H224ZM229 71V72H228ZM94 72H96V74L94 73ZM98 72H100V73H98ZM103 72V73H102ZM111 72H112V74H111ZM118 72V73H117ZM125 72V71H124ZM180 72V73H179ZM182 72V73H181ZM193 72L195 73L194 75H193ZM108 73L110 74V75H108ZM117 73V74H116ZM162 73H163V75H162ZM166 73H168V74H166ZM173 74V76H175V77H173L172 76V74ZM184 73V74H183ZM188 73H191V74H189L188 76H189V78H187L188 76H187V74ZM211 73H213L212 75H211ZM221 73H223L224 74V76H225V78L227 79H225V78H223V75L221 74ZM225 73L226 74H228V77H226L227 75H225ZM100 76H99V75ZM107 74V75H106ZM125 74H126V72H125ZM158 74H160V75H158ZM171 74V75H170ZM218 75V77H217V75ZM230 74V75H229ZM101 75H102V77H101ZM112 75H115L114 77L112 76ZM161 75H162V77H161ZM166 75H168V80H167V78L165 77ZM179 75V77L178 78H176L177 76ZM181 75V76H180ZM185 75V76H184ZM198 75V76H197ZM211 75V76H210ZM93 76V77H92ZM96 76V77H95ZM103 76L107 79V80H109L110 82H108V84H107V80L105 79V78H103ZM111 76L112 77V80H111V78L110 79H108L109 77ZM169 76L171 77L170 79L172 80L171 82H172V84L170 83V79H169ZM187 76V77H186ZM203 77L204 78V80L206 81V83H209V85H213V87L215 86V88H217V89H219L220 91H218L217 89H215L214 88V90H213V88L212 87H210L208 84H205V81H204V84L205 85H208V87L206 86V88H205V85L201 82V81H203V80H200L199 79V82H198V78L196 79V78H193V77ZM212 76H213V78L214 79H212ZM216 76V77H215ZM98 77V78H97ZM151 77H154V76H151ZM150 77V78H151ZM161 77V78H160ZM201 77V78H202ZM95 78V79H94ZM114 78V79H113ZM155 78H152L151 80L153 81V79H155ZM164 78V79H163ZM165 78H166V81H163V80H165ZM172 78H175V79H181L180 81L178 80H173ZM192 78H193V80L195 81V83L193 82V80H192ZM211 78V79H210ZM231 78V79H230ZM235 78V79H234ZM101 79V80H100ZM105 81H104V80ZM163 79V80H162ZM196 79V80H195ZM233 79V80H232ZM103 80V81H102ZM150 80V79H149ZM183 80L184 81H186L185 83H187V84H190L191 85V83H193V85H194V87H195V89H194V87H193V91L194 92H196V89L198 90L196 93H198L199 92V94H197V96H195V94H194V98H196L197 100H200L203 104V106H205L204 107V110L205 109H207V110H209L208 112L210 113V115L211 116H213V119L216 121L215 122V124L217 125V126H222V130L220 129V128H218L219 129V131L221 132H219L218 130H217V134H218V139H217V143H215V145H211V148H207L206 146V148H203V150H202V148H201V151H199V150H195V149H192V146H189L188 144H186V145H184V144H180V147H178L179 145H178V142H175V143H173L172 141V144L173 145H175L176 144V153H177V155L178 154H180V155H176V153H175V151L173 152V153H175L174 155L176 156V157H178V158H180L181 160H177V158L176 157H174L173 156V153H172V151H170L171 149L170 148H167V144H166V142L169 140V137H167V136H165L168 132V130H167V128H166V126H164L163 124H162V122L161 123H157V124H159V127H158V125H155L154 123L155 122H158V121H156L155 119H157L158 118V115H160L159 116V122H160V120H161V114H163V113H165V111H167V109H168V107H169V105H168V102H169V99L167 98V99H165L164 101H162L164 98H165V96L166 95H164V94H174V91L172 90L173 88H174V86L176 85L177 87H175V89H177L178 88V86H180L181 88L183 87H185L187 84H184V83H182L183 82ZM213 80V82H214V84H213V82H211ZM218 82H217V81ZM225 80H226V83H227V85H229L228 87L226 86V83H225ZM229 80V81H228ZM231 80V81H230ZM96 81V82H95ZM114 81V82H115ZM164 82V83H167L168 82V84H164V83H162V82ZM177 81V83L175 84V82ZM188 81H190V83L188 82ZM199 83H197V82ZM210 81V82H209ZM228 81V82H227ZM233 81V82H232ZM92 82V83H91ZM102 82H104L105 84H103ZM157 82V83H156ZM87 83H88V85H87ZM91 83V84H90ZM98 83H99V86L100 87H98ZM102 83V84H101ZM182 83V84H181ZM212 83V84H211ZM229 83V84H228ZM230 83H232L231 85H233V86H230ZM25 84L26 83H24V86H25ZM90 84V85H89ZM169 84H171L170 86H168ZM173 84H175V85H173ZM200 84L202 85V86H204V87H200ZM256 84V85H255ZM83 85H84V87H83ZM86 85H87V88H85L86 87ZM102 85H103V88H102ZM155 85V86H154ZM157 85H158V87H157ZM162 86V87H166L167 89H168V87L170 88V92H171V90H172V92L171 93H169L167 90H165V92H161L162 90L164 91V88L162 89L161 87H159V86ZM183 85V86H182ZM185 85V86H184ZM199 85V86H198ZM106 86V87H105ZM168 86V87H167ZM191 86H187V88L185 87L184 89V91H186V92H190L191 91V89H192V87ZM198 86V87H197ZM237 86V87H236ZM94 87H96V88H101L100 90L99 89H96V88H94ZM108 87V88H107ZM156 87V88H155ZM197 87V88H196ZM227 87V89H229L228 91H227V89L225 90V88ZM236 89H235V88ZM107 88V89H106ZM159 88V92H157V89ZM188 88H190V91H189V89ZM201 88V89H200ZM203 88V89H202ZM207 88H209V89H207ZM212 88V89H211ZM231 88L234 90H231ZM90 89V90H89ZM105 89V90H104ZM109 89V90H108ZM174 89V90H175ZM179 89V88H178ZM211 89V90H210ZM89 92H88V91ZM96 90H99V91H96ZM107 90V91H106ZM152 90H155V91H153V93H151L152 92ZM205 90H207V92H205ZM209 90H210V92H209ZM214 91V93H213V91ZM231 90V92H229ZM101 91V92H100ZM106 92V93H104L103 94V96H102V93L103 92ZM223 91V92H222ZM226 91V92H225ZM242 91V92H241ZM254 91V92H253ZM94 92V93H93ZM101 94V99H100V97L99 98H97L98 97V95H100L99 93ZM114 92V90L112 89L111 91H110V93H109V96H106L107 98H110V102L112 101L111 99V97H112V93ZM143 92V91H142ZM167 92V93H166ZM193 92V93H194ZM204 92V94H202ZM208 92L210 93V95L211 96H209V94H208ZM221 92V93H220ZM232 92H234L235 94H233ZM244 92V93H243ZM246 92V93H245ZM261 92V93H260ZM96 93H97V97H96ZM156 93H158L157 95H155ZM160 93V94H159ZM164 93V94H163ZM205 93H207V94H205ZM217 95H216V94ZM218 93H220V94H218ZM225 93V94H224ZM227 93H231V94H227ZM236 93H237V96H236ZM239 93V94H240ZM257 95H256V94ZM91 94V95H90ZM94 94V95H93ZM148 94V95H147ZM150 94H152V95H150ZM162 94L164 95V97H162ZM223 94V95H222ZM227 94V95H226ZM243 94H245L246 96H247V99H246V97H245V95H243ZM252 94H253V97H252ZM92 95H93V97H92ZM142 95V97H140ZM146 95H147V97L148 98H146ZM153 95H155L156 97H155V99H157V101L159 102V100L160 99H158V98H161V102H163V104H164V106H162L161 108H163V107H165V106H167V107H165V108H163V109H161V108H158V106H161V105H163L161 102H157V101H155V99H154V97H153ZM160 95H161V97H160ZM200 95V98H198V96ZM212 95H214V96H212ZM220 95V96H219ZM225 95V96H224ZM230 96L231 98H229V97H227V96ZM261 95V96H260ZM134 96H135V98H137L136 100L134 99ZM143 96L145 97V99L143 100V102L140 100V98L141 99H143ZM152 96L153 97V99H152V97H151V101L149 100V98ZM157 96H158V98H157ZM205 96V97H204ZM257 96V97H256ZM260 96V98H258ZM133 98L134 100H129L130 98ZM201 97H203L202 99H201ZM206 97H208V99L206 98ZM212 97V100L210 99ZM214 97H218V99H220V101L217 99V98H215V99H217V101L215 100V99H213ZM226 97V99L224 100L223 98H225ZM233 97V98H232ZM252 97V98H251ZM87 98V99H86ZM93 99V101H92V99ZM97 99V100H95V99ZM249 98V99H248ZM256 98V99H255ZM128 99V101H126ZM231 100V101H229V100ZM233 99V100H232ZM257 100L258 99V101H259V99H261V102H259L260 104L258 105L259 107H257V106H255L256 105V103L255 102H257L258 103V101H253V100ZM147 100V103H148V101H149V104L152 102V103H154V102H156V103H158V104H156V103H154V104H152L151 103V105H153V106H151V105H149V104H147L145 101ZM167 100V104H165L166 101ZM203 100V101H202ZM209 100V101H208ZM214 100V101H213ZM224 100V101H223ZM227 100V101H226ZM249 100V101H248ZM96 101H98L97 102V105L95 106L94 105V103L96 104ZM129 101H131V102H129ZM134 101H136V102H138V101H140L139 103H140V106H142V107H140L139 108V105L137 104V106H138V109H137V106H136V102H134ZM154 101V102H153ZM205 101V102H204ZM209 103H208V102ZM210 101H213L212 103V105L215 107H213V109H212V105H211V102ZM221 101H223V106H222V104H219V103H221ZM232 101H234V102H232ZM245 101H248L249 102V105H247L248 103H245ZM91 102V104H89ZM144 104V102H145V104L143 105L142 103ZM219 102V103H218ZM236 102L238 103L237 105H236ZM254 103V107H253V104H251V103ZM87 103H88V105H87ZM161 103V104H160ZM170 103V102H169ZM208 103V104H207ZM217 103H218V105H217ZM226 103V104H225ZM230 103H232V105L230 104ZM241 103V104H240ZM242 103H243V105H242ZM96 107L95 109H94V107H93V105ZM135 104V105H134ZM160 104V105H159ZM113 105H115V104H113ZM125 105V106H124ZM134 105V106H133ZM155 105V106H154ZM226 105V106H225ZM230 105V107L231 108H235V109H237V110H233V109H227L226 107H228ZM236 105V106H235ZM239 105H241L240 107H241V109L243 108H245L246 110H247V112L248 111H250L251 110V113H253L254 114V117H253V114H250V115H252V116H250V115H248L250 112H248V114L246 113V110H244V111H242L241 109H239L240 107H238ZM244 105H245V107H244ZM251 105H252V109H250L249 110V108H251ZM145 106H147V108L145 107ZM150 107V109H149V107ZM243 106V107H242ZM250 106V107H249ZM87 107H89V108H87ZM125 107H126V109H125ZM134 107L137 109H135V112H134ZM155 107V108H154ZM220 107V108H219ZM248 107V108H247ZM92 108V109H91ZM133 108V109H132ZM154 108V109H153ZM156 108H158L159 109V111H160V113L158 112V110L156 109ZM167 108V109H166ZM229 108V107H228ZM253 108H255L254 109V111H252L253 110ZM262 110H261V109ZM90 111H88V110ZM94 109V110H93ZM112 109V110H111ZM147 109H148V111H147ZM162 111H164V109H166L164 112H162ZM216 109V110H215ZM219 109V110H218ZM221 109V110H220ZM226 109L229 111H227L226 112ZM256 109H258V111H256ZM131 110V111H130ZM139 110H142V111H140V112H142V113H145L144 114V116L143 117H141L143 114L142 113H140L139 112ZM149 110L151 111V112H149ZM154 110H155V115H154ZM214 110V111H213ZM239 110H241L240 112H238ZM262 111V113L260 114V111ZM96 112V114L94 113V112ZM99 112V114L100 113H102V114H100V115H98V112ZM101 111V112H100ZM109 111V112H110ZM122 111V110H121ZM130 111V112H129ZM137 111V112H136ZM159 113H157V112ZM213 113V115L211 114V112ZM217 111V112H216ZM222 114V115H224V117H222V115L219 113V112ZM235 111H236V113L238 112V114H239V118H238V120H237V116H238V114H236L235 113ZM150 113V115H148V113ZM153 112V113H152ZM162 112V113H161ZM230 112H233V113H230ZM245 112V113H244ZM255 112V113H254ZM259 112V113H258ZM83 113V114H82ZM90 114V115H88V114ZM118 113H119V111H118ZM128 113H130V114H128ZM136 115H138V116H136ZM142 114V115H140V114ZM157 113V114H156ZM215 113H217V114H215ZM227 113V115L225 116V114ZM229 113L231 114V115H229ZM91 114H94V115H92L93 116V118L95 119V121H94V119L92 118V116H91ZM112 114V113H111ZM147 114V115H146ZM151 114H153V116H156L157 115V118H155V117H153L154 118V120H152L153 118L151 117ZM215 114V115H214ZM247 116V120H246V123L245 122H243V121H245V119H246V117H244L245 119H243V116ZM257 116H256V115ZM260 115V118H258V116ZM96 115V116H95ZM102 115H104V116H102ZM135 115V116H134ZM235 115V116H234ZM240 115H241V117L242 118H240ZM261 115L263 116V117H261ZM83 116L85 117H87V118H83ZM89 116V117H88ZM98 116H100V117H98ZM124 116H127V117H124ZM145 116H148V117H145ZM149 116H150V118H152V119H150L149 118ZM162 116H165V114H163ZM221 116V117H220ZM232 116V117H231ZM78 117V118H77ZM80 117H81V119H80ZM98 117V118H97ZM102 117V118H101ZM228 117H229V119H228ZM83 118V119H82ZM91 118V119H90ZM101 122H98V124H97V119ZM101 118V119H100ZM109 118V117H108ZM123 118H124V120H126V121H124L125 123H122L123 122ZM128 118V119H127ZM137 118L138 119H141V121H143L144 123H145V125H144V123H142V122H139L140 124H138V121H137ZM216 118H218V119H216ZM224 118V119H223ZM226 118V119H225ZM230 118H231V120L232 121H234V120H236L235 122L237 123V125H242V124H244L245 125V128H244V125H242L241 127H240V130H239V126H237V125H234V122H232V121H230ZM255 118H256V120H255ZM258 118V119H257ZM76 119V120H75ZM85 119H87V120H85ZM93 119V121H94V123H93V121H91ZM147 119V120H146ZM240 119V120H239ZM242 119H243V121H242ZM78 120H80V122L78 123ZM82 120H84V121H82ZM88 120H89V122H88ZM103 120H104V122H103ZM145 120V121H144ZM150 122H149V121ZM151 120H152V122H151ZM222 120V121H221ZM223 120H227V123L225 122L224 123V121ZM228 120H229V122H228ZM249 120V121H248ZM256 122H255V121ZM75 121V122H74ZM122 121V122H121ZM133 121V122H132ZM140 121V120H139ZM154 121V122H153ZM218 121V122H217ZM238 121V122H237ZM76 122H77V125H76ZM84 122V123H83ZM90 122H92L91 124L92 125H94V126H92L91 124H90ZM96 122V123H95ZM134 122H135V124H136V122H137V124L136 125H138V130H137V126L135 127V126H132L133 124H134ZM147 122V123H146ZM231 122V123H230ZM242 122V123H241ZM248 122V123H247ZM72 123V124H71ZM81 123V124H80ZM89 123V124H88ZM228 123L231 125L229 128L230 129H228ZM71 124V125H70ZM78 124H79V128H78ZM86 124H88V125H86ZM132 124V125H131ZM148 124H150V125H148ZM224 124H227V126L225 125V130H224ZM254 124V125H253ZM66 125V126H65ZM83 125H84V127H83ZM91 127H90V126ZM98 125V126H99ZM139 125H141L142 127L140 128V126ZM146 125H148V126H146ZM155 127H154V126ZM233 125H234V127H235V129H232V128H234L233 127ZM77 126V127H76ZM152 126H153V128H155L154 130L155 131H157L156 130V128L158 129V128H160L159 130L160 131H162V135L160 134L161 132L160 131H158V132H160V133H156V132H154L153 131V128H152ZM163 128H162V127ZM73 127H76L75 129L73 128ZM120 127V128H121ZM130 127H133V128H130ZM136 129H135V128ZM146 127H148V129H150V127H151V129H150V131L148 130H146L145 128ZM232 127V128H231ZM243 127V128H242ZM248 127H250L249 129H248ZM71 130V131H73V135H71L72 134V132L71 131H69V129ZM77 128H78V130H77ZM96 127H94V129H95ZM165 128V129H164ZM236 128L238 129V130H236ZM68 129V130H67ZM81 129V130H80ZM131 129H135L136 131H134L133 132V130H131ZM144 129V130H143ZM226 129H228L227 131H226ZM231 129H232V131H231ZM244 129V130H243ZM247 129V130H246ZM67 130V131H66ZM83 130V131H82ZM240 131L242 134H240L239 132L238 133H236V134H231L230 135V132H234L235 133V131ZM244 132H243V131ZM76 131V132H75ZM138 131V132H139ZM142 131H144V135H146L145 133H147L148 135H146V137L148 138V137H150L149 136V134L152 136L151 138H148V140H146L147 138L143 135V133H142ZM165 131L167 132V133H165ZM229 131V136H228V132ZM248 131H249V133H248ZM62 132V133H61ZM67 132V133H66ZM79 132V133H78ZM149 132V133H148ZM60 133V134H59ZM152 133V134H151ZM220 133V134H219ZM226 135H225V134ZM247 134V136L248 137H251V138H248V137H246V135L245 134ZM68 134H70V136L68 135ZM77 134V135H76ZM79 134V135H78ZM82 134V135H81ZM130 134H128V135H130ZM155 136H154V135ZM157 134V135H156ZM164 134V135H163ZM226 136V138H227V140L228 141H226L225 139V137H224V135ZM243 134L245 135V137L243 136ZM1 135V134H0ZM59 135V136H58ZM63 135V136H62ZM81 135V136H80ZM141 135H143V136H141ZM220 135H221V137H220ZM236 135V136H235ZM238 135V136H237ZM250 135V136H249ZM48 136V134H45V137H47ZM62 136V137H61ZM78 136V137H77ZM158 138H157V137ZM231 136V142H234V146H236V147H234V146H231V147H234V148H232V150L230 149L231 147L229 146V148H228V144L230 145V144H232V143H230V137ZM239 136H240V138H239ZM9 135L8 136H5V142L8 140V141H10V139H9ZM67 137V138H66ZM73 137V138H72ZM145 137V141H143L142 139ZM156 137V138H155ZM165 138V142H163L164 141V139L161 141V139L162 138ZM166 137L168 138V139H166ZM59 138H62V139H59ZM69 138H71L70 140H68ZM77 138H78V140H77ZM160 138V139H159ZM225 138V139H224ZM244 138V139H243ZM65 139V140H64ZM68 141H67V140ZM75 139V140H74ZM80 139V140H79ZM149 139H152L151 140V142H149L150 140ZM154 139V140H153ZM156 139V140H155ZM158 139V140H157ZM221 139H223V140H221ZM71 140H72V142H71ZM142 140V141H141ZM219 140V141H218ZM233 140H235V141H238V142H235V141H233ZM245 140H248V142L247 141H245ZM64 141V142H63ZM140 141H141V143H140ZM154 141V142H153ZM156 141V142H155ZM159 141V142H158ZM224 141V142H223ZM243 141H245V142H243ZM58 142V143H57ZM62 142H63V144H62ZM69 142V143H68ZM142 142H145V143H142ZM148 142H149V146L150 147H152L151 149L149 148V146H148ZM226 142V143H225ZM227 142H228V144H227ZM262 142V143H261ZM59 145H57V144ZM64 143H65V145H64ZM137 143V144H136ZM154 143H159L160 144V146H159V144L157 145V144H154ZM236 143H237V145H236ZM52 144H54V145H52ZM63 146H61V145ZM67 144V145H66ZM141 144V145H140ZM144 144V145H143ZM147 144V145H146ZM163 144H165V146L163 145ZM227 146L226 147V149H225V145ZM242 146H241V145ZM256 144L257 145H259V146H256ZM262 144V145H261ZM172 145V146H173ZM178 145V146H177ZM183 145L186 147H183ZM218 145H220L219 147H218ZM222 145H224L223 147H222ZM252 145V146H251ZM55 146H56V148H55ZM61 146V148H59ZM76 146H78V147H76ZM146 148H145V147ZM153 146H155V147H153ZM156 146H157V148H156ZM159 146V147H158ZM262 146V147H261ZM54 149H53V148ZM62 151V153L64 154H62V153H59V152H61L58 148ZM161 147V148H160ZM162 147H163V149H162ZM167 148V149H170V150H168V151H166V149L165 148ZM183 147V148H182ZM217 147H218V151H217ZM238 147V148H237ZM62 148H64V149H62ZM145 148V149H144ZM158 148H159V150H160V152L162 151L163 153H165V155H166V157H164L165 155H163V157L164 158H167V154L168 153H172V154H168L169 156V158L170 159H173L174 161V164L176 163L177 164V162L178 161H180V163H178L179 165H175V169H174V165H172L173 164V162H172V160H170L169 158H167V160H169L168 162H167V160L166 159H164L165 161H161V159L163 158V157H161L160 158V155H162V152L160 153L159 151H158ZM182 148V149H181ZM223 148V149H222ZM228 148V149H227ZM259 150H258V149ZM41 149V150H40ZM57 149V151H55ZM65 149H66V151H65ZM70 149H72V151L70 150ZM74 149V150H73ZM149 151H148V150ZM153 149H155V152H156V154H155V152H154V150ZM183 149H186L185 151L183 150ZM187 149H191L190 151L191 152H187ZM204 149H206V151L205 152H202V151H204ZM216 151H215V150ZM221 151H220V150ZM238 149V150H237ZM240 149V150H239ZM261 149V150H260ZM43 150V151H42ZM70 150V151H69ZM143 150H146V151H144V152H142ZM183 150V151H182ZM210 152H209V151ZM236 151V152H234V151ZM242 150V151H241ZM245 150V151H244ZM142 153H141V152ZM151 151V152H150ZM153 151V152H152ZM170 151V152H169ZM214 151V152H213ZM226 151V153L227 154H225L224 155V152ZM234 152V154L236 155V156H238L237 158L235 157V155H233L232 156V154H233V152ZM247 151V152H246ZM260 151V152H259ZM52 152V153H51ZM66 154H65V153ZM151 153V155H155V160H153V158H150V153ZM167 152V153H166ZM179 152V153H178ZM182 152V153H181ZM184 152L187 154V157L185 156L186 154H184ZM193 152H195V154H196V152H197V154L199 155L198 157H200L201 155L200 154H202V153H206V154H203L202 155V157H200L201 159H199V160H201L202 161V159H203V161H205L204 162V164H207L208 163V160H209V163H211V164H207V165H204V167L206 168H203V165H201L202 164V162L199 164V162L197 161L198 159H196L195 158V154H194V158H192L193 156H190L191 155V153H192V155H193ZM220 152V153H219ZM223 152V153H222ZM239 152V153H238ZM242 152H243V154H242ZM252 152H254V153H252ZM46 153V154H45ZM51 153V154H50ZM72 153V154H71ZM146 153V154H145ZM153 153V154H152ZM158 153H159V155H158ZM208 153V154H207ZM217 154V153H219L218 154V156L217 155H211V154ZM231 153V154H230ZM237 153V154H236ZM241 153V154H240ZM259 153V154H258ZM263 153V154H262ZM44 154V158H42V156L41 155H43ZM52 154H54L55 156H57V157H55L54 155H53V157H52ZM69 154V155H68ZM148 154H149V156H148ZM181 154H183L182 156H181ZM188 154H190V155H188ZM197 154H196V156H197ZM221 154H223V155H221ZM230 154V155H229ZM239 154V155H238ZM9 155V156H8ZM62 155V156H61ZM66 155V156H65ZM142 155H144V156H142ZM172 155V156H171ZM209 155H211V156H209ZM231 156V157H229V156ZM64 156V157H63ZM146 156H148V159H147V161H146ZM183 156H185L184 158L185 159H187V161H185V159L184 158H182ZM206 156V157H205ZM213 156H214V158L215 159H212L213 158ZM221 156H222V158H221ZM223 156H227L226 157V159L224 158V160H223ZM240 156V157H239ZM27 157V158H26ZM51 157V158H50ZM54 157H55V159H54ZM172 157H174V158H172ZM235 157V158H234ZM248 157V158H247ZM10 158V159H9ZM38 158V159H37ZM46 158V159H45ZM57 158V159H56ZM96 157H94V159L92 160V161H90V162H88L87 164L89 165V167H92V165L90 164V163H92L93 161H95V162H93L92 164H97L96 163V161L99 163L95 168H94V171H97V172H101V170L104 168V166H105V163H104V161H102V162H100V159H101V156L99 155V157H97V159H95ZM137 158L139 159V158H141V159H139L140 160V162H139V160H137ZM142 158H144L145 160V163H144V161L142 160ZM157 158V159H156ZM176 158V159H175ZM221 158V159H220ZM24 159V160H23ZM27 159V160H26ZM43 159H45V160H43ZM47 159H49V160H47ZM210 159H211V161L212 162H210ZM228 159H230V161L231 162H229L228 161ZM232 159V160H231ZM233 159L234 160H236V161H233ZM241 159H243V160H241ZM251 159V160H250ZM7 160V161H6ZM39 160V162L37 163V161ZM141 160H142V162H141ZM157 160H158V162H157ZM160 160V161H159ZM176 160V161H175ZM207 160V161H206ZM217 160H218V162H219V164H218V166H219V170L221 169V172H224V171H226V174H227V180L228 181H226L225 183H224V185L222 186L221 185V188H219V191H223V192H217L218 191V189H217V191H215V189L214 188H212V192H211V194L213 195L214 194V197L211 195V199H212V197L213 198H215L216 196H215V194L218 196V194L221 196H218V197H220V198H218V199H222V196L223 195H225V197H224V199L221 201V200H214V199H212L213 200V202H215V201H217V206H218V203H219V201L221 202V205L223 204V202H224V208H223V205H222V210H220V207H216L217 208V210H216V208L214 207V205H213V207L212 206H210L209 207V204H211V203H209L208 204V206H204L205 205V201H206V203H208L207 202V200L210 198V197H208L207 196V194H201L202 192H200V191H198V193H197V191H196V195H197V197H198V199H196L195 201H194V204L195 203H198V204H200V203H204V207H202V209H201V211L199 210V209H197L198 210V212L200 213H198L197 212V210H195V211H188V209H191L190 208V206L186 209L185 207H184V210H183V206H185V204H186V200L185 201H182V199L184 200L185 198H183V196H184V194L182 193V192H186V190L184 189V187H186L188 184V182H190V179H189V176H191L190 174H192V173H194V170H191V172L189 173V172H187L186 170H188L189 171V169H193V168H191L190 166H192V165H190V164H192L193 163V166L192 167H194V169H195V167L197 168L199 165L202 167V169H201V167H200V169L201 170H199L198 168H197V170H195L196 172L198 171H200V176L201 175H203L202 177H204L205 175H207V174H209L208 173V171L211 169H213L215 166L214 165H216L218 162H217ZM248 160V161H247ZM4 161V162H3ZM12 161V162H11ZM15 161H17V163L15 162ZM30 161V162H29ZM149 161V162H148ZM156 161V162H155ZM171 161V162H170ZM188 161H190L188 164H185V162H188ZM214 161H216L215 163H214ZM223 161H224V164H223ZM225 161H226V164H227V166L225 165ZM227 161H228V163H227ZM240 161V162H239ZM11 162V163H10ZM15 164H14V163ZM18 162L20 163V164H18ZM44 162L46 163V165L44 164ZM134 162V163H133ZM160 162V163H159ZM163 162V163H162ZM165 162V163H164ZM182 162V163H181ZM238 163V164H236V163ZM243 162V163H242ZM25 163H26V165H25ZM35 163V164H34ZM139 163V164H138ZM152 165H151V164ZM167 163V164H166ZM172 163V164H171ZM195 163H198L196 166L194 165ZM8 164V165H7ZM27 164H28V166H27ZM30 164H32V165H30ZM86 164V165H87ZM143 166H142V165ZM153 164H154V166L157 168H155L154 169V167H153ZM156 164V165H155ZM163 164H166L167 166H165V165H163ZM169 164H171V165H169ZM181 164L183 165V166H185V167H182L181 166ZM214 164V165H213ZM221 164H223V165H221ZM247 164V165H246ZM251 164V165H250ZM85 165V166H86ZM88 165L85 167V171L87 170H90L91 168H89L88 167ZM137 165V166H136ZM149 167H148V166ZM159 165V166H158ZM188 165V166H187ZM211 167H210V166ZM235 165H236V167H235ZM19 166V167H18ZM21 166H22V168H21ZM148 167V169H147V167ZM152 166V167H151ZM167 167L166 169H165V167ZM173 166V168H170V167H172ZM209 166V167H208ZM224 166V167H223ZM238 166V167H237ZM241 166L242 167H244L243 169L241 168ZM251 166V167H250ZM15 167H16V169L20 172V174L22 175H20L19 174V172L15 169ZM25 167H26V169H25ZM27 167L29 168V169H27ZM142 167V168H141ZM147 169V172L148 173H146L145 171H146V169ZM150 167L153 169V170H151L150 169ZM180 167H182L181 169H180ZM188 167H190V168H188ZM221 167H223V168H221ZM226 167V168H225ZM231 167V168H230ZM236 169H235V168ZM259 167V168H258ZM21 168V169H20ZM88 168V169H87ZM177 168V169H176ZM184 168V169H183ZM188 168V169H187ZM209 168V170H207ZM225 168V169H224ZM241 168V169H240ZM246 168V169H245ZM9 169V170H8ZM35 171H34V170ZM82 169V172L84 171ZM163 169H165V170H163ZM169 169H171V170H173V171H170ZM180 169V170H179ZM186 169V170H185ZM223 169V170H222ZM238 169V170H237ZM15 170V171H14ZM30 170V171H29ZM138 170V169H137ZM150 170V171H149ZM158 170V172L156 173V171ZM167 172V174L165 175V173L163 174L162 172ZM181 170H182V172H181ZM204 170V171H203ZM211 170L209 171V172H211ZM214 171H215V169H213ZM234 170V171H233ZM242 170V171H241ZM246 170H247V172H246ZM12 171V172H11ZM22 171H23V173H22ZM32 171V172H31ZM86 171V172H87ZM168 171H170L169 173H168ZM175 171H176V173H175ZM201 171H202V174H201ZM214 171H213V174H214ZM229 171H231V172H229ZM238 171V172H237ZM243 171H244V173H243ZM25 172L26 173H28V175L27 174H25ZM81 172V175L83 174H85L86 172H83L82 173ZM142 172H144L143 174H148V175H146V178H145V176H143V174H142ZM151 172V173H150ZM159 172H161L160 174H162V175H160L159 174ZM171 172H174V175H173V173H171ZM179 174H178V173ZM181 172V173H180ZM186 172V174H182V173H185ZM194 173V174H199L198 172L197 173ZM204 172V173H203ZM241 172H242V174H244V175H242L241 174ZM2 173V174H1ZM187 173H188V175H187ZM206 173V174H205ZM228 173H229V175H228ZM233 175H232V174ZM254 173V174H253ZM99 174V173H98ZM151 175V177H150V175ZM152 174H153V176H152ZM159 176H158V175ZM172 175V177L173 178H170L171 177V175ZM193 174V175H194ZM205 174V175H204ZM213 174H212V172H211V176H213ZM241 174V176H242V178H241V176H238V175H240ZM249 174V175H248ZM16 175V176H15ZM26 175V176H25ZM168 175H169V180H168ZM178 175H180V176H178ZM181 175H182V177L184 178H182L181 177ZM187 175V176H186ZM235 175V176H234ZM247 175V176H246ZM4 176V177H3ZM7 176V177H6ZM10 176V177H9ZM15 176V177H14ZM98 176V175H97ZM138 176V175H137ZM163 176H166V179L168 180H164V178L165 177H163ZM175 176H178L179 178H181V180L183 181V180H185V181H183L184 183H182V181L181 180H179L178 179V177H175ZM199 176V175H198ZM244 176H245V178H244ZM249 176H251L250 178H249ZM143 177H144V179H143ZM148 177V178H147ZM153 177H155V178H153ZM158 177V178H157ZM161 177H162V179H161ZM186 177L189 179V181H188V179H186ZM229 177V178H228ZM253 177V178H252ZM153 179V183H152V179ZM177 179V182H176V179ZM233 178V179H232ZM238 178H240V179H238ZM144 180L143 182L141 181V180ZM146 179V180H145ZM147 179H149V181L147 180ZM155 179V180H154ZM158 179H159V181H158ZM175 179V180H174ZM236 179V180H235ZM239 181H238V180ZM150 180H151V182H150ZM161 180H163L162 182H163V184H164V181H165V183L166 184H164V185H161L159 182L161 181ZM174 180V181H173ZM178 180H179V182H178ZM155 181H157V182H155ZM237 181V182H236ZM3 182V183H2ZM145 182V184H143ZM147 182H150V183H147ZM167 182H168V184H167ZM171 182H173L172 184H171ZM186 182V183H185ZM232 184H231V183ZM175 183V184H174ZM178 183V184H177ZM226 183L228 184V186L226 185ZM3 184V185H2ZM147 184V185H146ZM153 184V185H152ZM157 184V185H156ZM177 184V185H176ZM184 184H186V186L183 185ZM150 185V186H149ZM167 185V186H166ZM176 185V186H175ZM182 185V186H181ZM145 186V187H144ZM175 190V188H176V190H175V192L176 193H178V195L176 194V193H174V191H173V189L171 188V187ZM225 186V187H224ZM168 187V189L166 190L165 188H167ZM170 187V188H169ZM179 187V188H178ZM180 187L181 188H183V190L184 191H182V189H180ZM222 187H224V188H222ZM152 188V189H151ZM169 189H171V192H169L170 190ZM226 189H229V190H225ZM231 189V190H230ZM169 190V191H168ZM181 192H180V191ZM168 191V192H167ZM173 191V192H172ZM180 193H179V192ZM214 191V192H213ZM229 193H228V192ZM153 194H152V193ZM159 192V193H160ZM167 192V193H166ZM200 192V193H199ZM216 192V193H215ZM226 193V194H223V193ZM147 193V192H146ZM149 193H150V195H149ZM172 193H174V195L172 194ZM218 193V194H217ZM144 194H145V192H144ZM154 195V196H152V195ZM168 194V195H167ZM171 194V195H170ZM183 194V196L181 197V195ZM222 194V195H221ZM231 194H233L234 196V198L232 197V195ZM149 195V196H148ZM165 195V196H164ZM203 195V196H202ZM208 197V199H205V198H207L206 196ZM226 195H227V197H226ZM229 195H231L230 196V200H231V197H232V203H231V201L229 200L228 201V199H229ZM52 196L53 195H49V197H48V199L52 202V201H54V199L56 200V198H57V196L55 197V196H53V198H52ZM168 196H170V197H168ZM180 196V197H179ZM55 197V198H54ZM165 197H166V199H168V200H165ZM185 197V196H184ZM200 197H203V198H200ZM181 199V201H179V200H176V199ZM202 199H203V202H202ZM225 199L228 201V203L230 202V204H226V202H225ZM234 199V200H233ZM235 199H236V205H234L235 204ZM175 200H176V202H178V203H175ZM199 200V202H196V201H198ZM211 200V201H212ZM238 200H239V203H238ZM107 201V200H106ZM108 201H110V200H108ZM169 201V202H168ZM173 202V203H172ZM182 202H183V204H182ZM169 203V204H168ZM170 203H171V207H170ZM144 204H145V206H144ZM197 204V205H198ZM213 204V203H212ZM211 204V205H212ZM231 204L233 205V206H231ZM237 204H239L238 206H237ZM207 205V204H206ZM226 205L227 206H230V207H226ZM175 206H177L176 207V209H175ZM179 206V207H178ZM238 208H237V207ZM143 207V208H142ZM208 207V209H206ZM233 207H235V209H233ZM240 207H242V208H240ZM163 208V209H162ZM204 208L206 209V211L207 210H210V211H208L207 213H206V211L204 210ZM214 208V209H213ZM226 208H227V211H226ZM146 209V210H145ZM165 209V210H164ZM187 211H186V210ZM239 209H241V210H239ZM162 210V211H161ZM183 210V212H181ZM213 210H215V211H213ZM226 211V212H223V214L221 213L222 211ZM233 211L232 213H231V211ZM234 210H236V211H234ZM239 210V213L237 212ZM149 211V212H148ZM168 211V212H167ZM186 211V212H185ZM202 211H203V215H202ZM212 211V212H211ZM220 211V212H219ZM229 211V212H228ZM244 212V214L242 213V212ZM143 212V213H142ZM145 212H147V215L145 216ZM152 212V214H154V215H152V217L150 216V213ZM189 212V213H188ZM197 212V213H196ZM213 213V215L214 216H216V215H218V213H219V215L217 216L218 218L219 217H221V216H223V217H226V218H221L222 220H218V219H216L217 217H212V215L210 216V217H207L208 215H210L211 213ZM215 212V213H214ZM229 213V215H231V217L233 218V220L230 218V216L228 215H226V213ZM242 213V215H241V213ZM140 213V214H139ZM142 213V214H141ZM177 213H180L179 214V216H178V214ZM182 213V214H181ZM185 213L187 214L186 216H185ZM217 213V214H216ZM233 213H235L233 216H232V214ZM161 214V215H160ZM175 214H177V215H175ZM207 214V216H205ZM221 214V215H220ZM119 216V213L118 212H115V216H113L114 218H116V219H121L122 218V216H121V214H120V216ZM165 215V216H164ZM183 215V216H182ZM191 215L193 216V217H191ZM195 215V216H194ZM239 215H241V216H243L242 218H241V216H240V218L241 219H243L244 217V222H245V226L242 224L243 223V221L242 220H240V218H239ZM175 216V218H173ZM203 216H204V218H203ZM121 217V218H120ZM179 217H181V218H179ZM183 217V218H182ZM186 217L188 218V220H186L185 221V219H186ZM190 217V218H189ZM199 217L200 218H203V219H199ZM212 217V218H211ZM228 217H229V219H228ZM235 217V218H234ZM236 217H237V219H236ZM141 218V219H140ZM144 218V219H143ZM163 218V219H162ZM166 218V219H165ZM176 218H178L177 220H175ZM197 218H198V221H197ZM165 219V220H164ZM169 219V220H168ZM181 219V225L180 224H178V223H180V222H178V220H180ZM182 219L184 220V222L182 221ZM190 219L194 222V224H195V227L197 226V228H198V230H200V229H202L201 231H202V233L200 232V240H201V242L199 243V245L198 246H200L199 248L198 247H196V248H191V249H187V243H189L188 241H187V237H186V232L184 231V230H188L186 227H187V225H184L185 223H187L188 221L190 222ZM208 219V220H207ZM223 219H227V220H223ZM234 219H236V220H234ZM122 220V221H121ZM121 220H119V221H121L120 223L122 224V226H121V224L120 225H116L115 224V226L117 227V230H119V231H117V230H115L114 229V226L112 227L113 228V230H115V232L117 233V234H123L124 232L125 233H127L128 232V227H125V226H127V224H126V222L125 221H123L124 220V218H122ZM196 220V221H195ZM200 220V221H199ZM208 222H207V221ZM212 220V221H211ZM215 220V221H214ZM230 220V221H229ZM234 222L233 224H235L234 226L238 229V228H240V230L239 231H236L237 229L233 226V224H231V222L232 221ZM240 220V221H239ZM162 221V223H160ZM172 221V222H171ZM209 221H211L210 222V224H212V222H213V224H212V226H214V227H212L210 224H209ZM218 221H220L221 222V224H220V222L218 223ZM223 221H225V222H223ZM226 221H229V222H226ZM235 221H236V223H235ZM125 222V223H124ZM183 222V223H182ZM216 222V223H215ZM237 222H239V223H237ZM124 223V224H123ZM165 223H167V224H165ZM208 223V224H207ZM224 223H226V224H228V223H230L232 226H229L230 224H228V225H225ZM161 224V225H160ZM169 224V225H168ZM194 224H193V226H194ZM219 224V225H218ZM238 224H240L239 225V227H238ZM123 225H124V227H123ZM173 225V226H172ZM181 227H180V226ZM183 225H184V229H183ZM204 225H206V226H204ZM217 225V226H216ZM229 226V227H232V228H230V230H228V231H226V227L225 226ZM167 226V227H166ZM179 226V227H178ZM204 226V227H203ZM209 227L208 229H207V231H206V228L205 227ZM216 226V227H215ZM163 227V228H162ZM171 227V228H170ZM174 227V228H173ZM217 227H219L218 229H217ZM225 227V228H224ZM229 227H227V229H229ZM242 227H245L247 230H244V228H243V232H245V233H241L242 232ZM169 228V229H168ZM178 228H179V230H178ZM181 228V229H180ZM186 228V229H185ZM204 228V229H203ZM222 228L225 230H222ZM175 229V230H174ZM219 229H221V231H219ZM124 230V232L123 233H121V231H123ZM160 230V231H161ZM218 231V232H215V231ZM174 231H176V232H174ZM205 233H204V232ZM211 231H212V234H211ZM247 231H248V236L249 237H246L245 236V234H247ZM173 232V233H172ZM215 232V233H214ZM223 232V233H222ZM224 232H225V234H224ZM233 232H234V234H233ZM235 232H236V234H235ZM241 234H240V233ZM204 233V234H203ZM223 234V235H221V234ZM230 233H232L231 235H230ZM143 233L142 232H139V237L140 238H142L143 237V235H142ZM177 234H180V235H177ZM202 234V235H201ZM209 234V235H208ZM228 234V235H227ZM242 234H244V235H242ZM206 235V236H205ZM212 235V236H211ZM221 235V236H220ZM235 235H236V237H235ZM238 235V236H237ZM242 235V236H241ZM174 236V237H173ZM181 236V237H180ZM202 236V237H201ZM203 236H205V237H203ZM211 236V237H210ZM220 236V237H219ZM224 236V237H223ZM233 236V237H232ZM239 236H241L240 238H239ZM244 236V237H243ZM207 237V238H206ZM219 237V238H218ZM223 237V238H222ZM245 237H246V239H245ZM153 238V239H152ZM156 238V236H155V234H153L152 236H150V242H149V250H150V253H152V255L149 253V255H151L152 256V258H151V260L154 258V257H156L157 259L158 258H160V256L159 255H162L161 254V249L164 247V243L162 242V244H163V246H162V244H161V240L160 241H157V242H155L154 240H157V239H155ZM202 238H203V240H202ZM215 238V239H214ZM222 239V240H218V239ZM225 238V239H224ZM230 238H232L231 240H233V241H231L230 240ZM235 238H237L236 240H235ZM182 239L183 240H185L186 242L184 243V241H182ZM210 239V240H209ZM214 239V240H213ZM217 239V240H216ZM230 241H229V240ZM159 240V239H158ZM227 240H228V242H227ZM239 240H240V243H239ZM209 241H210V243H209ZM216 241V242H215ZM217 241H218V243H217ZM223 241V242H222ZM236 242V244L233 246V244ZM154 242H155V245H154ZM203 242V243H202ZM213 242H215V243H213ZM222 242V243H221ZM230 242V243H229ZM238 242V243H237ZM152 243V244H151ZM226 243V245L229 247V245H230V247L231 246H233V247H229L230 248V250H227V246L225 247L223 244H225ZM246 243V245H244ZM250 243V244H249ZM150 244H151V246H150ZM183 244H184V246H183ZM214 244V245H213ZM220 244H222V245H220V246H222V248L224 249V250H226L227 252H225V251H221V250H223V249H221L220 250V246L219 245ZM229 244V245H228ZM240 244V245H239ZM248 244V245H247ZM202 245V246H201ZM209 245V246H208ZM157 246H158V248H157ZM185 246H186V248H185ZM204 246H206V248H203ZM214 246V247H213ZM218 246V247H217ZM236 246V247H235ZM246 246V249L244 248ZM220 247V248H219ZM235 247V248H234ZM239 247V250L237 249ZM160 248V249H159ZM178 248V249H177ZM203 250H202V249ZM209 248V249H208ZM210 248H212L211 250H210ZM215 250H214V249ZM219 248V249H218ZM234 248V249H233ZM139 249H142V248H139ZM181 251H180V250ZM194 249H195V251H194ZM206 249V251H204ZM237 249V250H236ZM152 250V251H151ZM154 250V251H153ZM199 250V251H198ZM218 250H220L221 252H223V253H221L220 251H218ZM235 250V251H234ZM246 250V251H245ZM156 251V252H155ZM160 251V252H159ZM180 251V252H179ZM183 251V252H182ZM214 251H215V253H214ZM238 251V252H237ZM160 254H159V253ZM171 252H173V254L171 253ZM193 254V257H190V256H192V254ZM197 252H198V254H197ZM220 252V253H219ZM234 252H237V254L236 253H234ZM249 252V253H248ZM156 253V254H155ZM186 254V256H185V254ZM188 253V254H187ZM189 253H190V255H189ZM200 253V254H199ZM202 253H205V254H202ZM207 253V254H206ZM211 254V255H209V254ZM227 254V255H225V254ZM176 254V255H175ZM196 254H197V256H196ZM219 254H221V255H219ZM148 255V254H147ZM155 255V256H154ZM159 257H158V256ZM189 255V256H188ZM195 255V256H194ZM204 255V257H202ZM206 255V256H205ZM229 255V256H228ZM240 255V256H239ZM154 256V257H153ZM177 256H178V258H177ZM181 256L183 257V258H181ZM148 257H150V256H148ZM195 257H196V260H195ZM199 257H201V258H199ZM211 257V258H210ZM156 258H154V259H156ZM192 258H193V260H192ZM205 258V259H204ZM252 258H256V259H253V260H255L254 262H253V260H252ZM175 259V260H174ZM185 259V260H184ZM187 259H188V262H187ZM209 259H211V261H209ZM160 261H161V259H159ZM182 260H183V262H182ZM204 260V261H203ZM152 261H154V260H152ZM176 263H175V262ZM207 261H209V262H207ZM182 262V263H181ZM205 262V263H204ZM153 264L155 263V262H152ZM193 263V264H194ZM210 264V263H209Z\"/></svg>",
  "mask_w": 264,
  "mask_h": 264
},
{
  "label": "water",
  "instance_id": "water-1",
  "mask_svg": "<svg viewBox=\"0 0 264 264\" xmlns=\"http://www.w3.org/2000/svg\"><path fill=\"white\" fill-rule=\"evenodd\" d=\"M260 264H264V257H263L262 261L260 262Z\"/></svg>",
  "mask_w": 264,
  "mask_h": 264
}]
</instances>
